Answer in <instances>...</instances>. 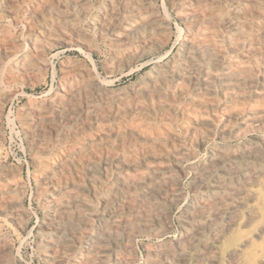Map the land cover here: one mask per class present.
Wrapping results in <instances>:
<instances>
[{
  "label": "rangeland",
  "instance_id": "obj_1",
  "mask_svg": "<svg viewBox=\"0 0 264 264\" xmlns=\"http://www.w3.org/2000/svg\"><path fill=\"white\" fill-rule=\"evenodd\" d=\"M5 1V2H4ZM16 1V0H15ZM26 1V2H25ZM28 1V2H27ZM33 2H30V0H17L14 2V0H0V240L4 239L3 241H0V261L4 264H16L18 261L23 260L25 264H57V261H55L54 256L56 249L53 250V247L50 246L49 240L50 238H55V225L61 224L70 226L71 223L74 221V234L69 237L71 248L67 254V259L65 258L60 264H72L73 260L76 258L83 257V254H86L87 246H88V236L89 233L94 232L96 233L101 227V222L103 219V209H104V200L109 196H117L116 197V208L118 209H125L126 211L125 216H127V220L123 219L118 223V227L116 226L113 229V235L117 237L115 243H110L111 245H107L108 253L106 256L101 259L98 264H120V261H123L124 259L127 261L126 264H146L150 260H155L159 258V252L157 249L159 247H169V249L175 248V241L178 238L180 234L183 232L192 234L195 229V224L193 221L188 217L186 213V209L192 206L197 205L199 202H202L203 197L202 192L196 188L195 186V177H194V167L203 163V161L209 159L211 156L218 154V150H221L223 148H243L251 139L257 136L264 135V129L263 127H252L247 125L243 126L242 120L247 115L250 109L256 108V106H264V98L259 96V91L262 89V86L264 85V0H222L224 3L220 1L221 7H226L230 9H239L242 13H240V18L238 15H233L231 18L232 20H236L242 24V31L240 33H234L235 31H232L230 28H228L227 23L225 21H218L215 22V26L213 32L215 33V38L218 40L219 46L223 43V45L220 46L221 52H223V61L221 62V65L217 69L216 72V78H210L209 80V88L211 89L210 92H207L203 88L202 80L204 78V74L202 71L198 70L195 73H190L187 68H176L174 70V73L176 71H180L182 73L181 79L179 80V83L182 84L184 87V94L182 96L174 95V92L172 91L174 88V85L170 82H153L155 79V76L158 75L157 68H155V58L159 59L161 64L166 65L169 62L172 61L174 57H178L182 54V48H183V41L186 37L189 35L188 32H192V35H195V40L197 42H204L205 39H207L208 35L207 32L211 30L210 27H212V24L209 25L211 22L210 19L213 17V14H210L212 12L211 3L213 0H51L49 2L48 0H31ZM44 3H43V2ZM48 1V2H47ZM59 1V2H58ZM65 1V4H64ZM72 2V4L69 3ZM109 1V3H108ZM113 3V6L117 8L118 14L111 15L109 14L108 8ZM128 1V2H126ZM134 1V4H133ZM175 4H174V2ZM187 1V2H186ZM191 3H190V2ZM194 1V2H193ZM227 1V2H226ZM243 1V2H242ZM41 2V3H40ZM67 2V4H66ZM79 2V3H78ZM88 2V3H87ZM143 3L142 4H140ZM146 2V3H145ZM177 2V3H176ZM197 2V3H196ZM206 2V3H205ZM238 2V3H237ZM241 2V3H240ZM42 5H39V4ZM56 3V4H55ZM59 3V5H58ZM82 3V4H81ZM90 3V4H89ZM105 3V6H104ZM117 3V4H116ZM120 3V4H118ZM126 3V4H125ZM129 3V4H127ZM165 3V4H164ZM169 3V4H168ZM171 3V4H170ZM173 3V4H172ZM181 3V4H180ZM188 3V4H187ZM196 3V4H195ZM234 3V4H233ZM7 4V5H6ZM18 4V6H17ZM35 4V5H34ZM55 4V5H52ZM87 6H86V5ZM108 4V5H107ZM150 4V5H149ZM153 4V5H151ZM157 6H156V5ZM186 4V5H185ZM191 4V5H190ZM193 4V5H192ZM195 4V5H194ZM202 4V6H201ZM204 4V5H203ZM210 4V6H209ZM225 4V5H224ZM227 4V5H226ZM240 4V5H239ZM249 4V5H248ZM256 4H259L261 8ZM29 5V7H28ZM71 5V6H70ZM82 5V6H81ZM118 5V6H117ZM128 5V6H127ZM130 5V7H129ZM135 5V6H134ZM137 5V6H136ZM145 5V8H143ZM147 5V6H146ZM166 7H164V6ZM173 5V6H172ZM198 5V6H197ZM206 5V6H205ZM208 5V6H207ZM244 5V6H242ZM248 5V6H247ZM6 6V8H5ZM9 6H11L9 8ZM42 6V7H41ZM67 6V7H66ZM84 6V7H83ZM89 6V7H88ZM99 6V7H97ZM120 6V7H119ZM151 8H149V7ZM163 6V7H162ZM171 6V7H170ZM184 6V7H183ZM188 6V7H187ZM190 6L192 8H190ZM228 6V7H227ZM233 8H231V7ZM240 8H239V7ZM250 6V7H249ZM23 7V8H21ZM33 7H36L38 9H34ZM54 7V8H53ZM83 7V8H82ZM99 9H97V8ZM103 7V8H102ZM128 7V8H127ZM132 7V8H131ZM137 7V8H136ZM140 7V8H138ZM177 7V8H176ZM248 7V9H247ZM256 7V8H255ZM5 8V9H4ZM8 8L11 10H8ZM17 8V9H16ZM31 8V9H30ZM50 8V9H49ZM52 8V9H51ZM89 8V9H86ZM94 8V9H93ZM101 8V9H100ZM149 8V9H148ZM187 8V10H186ZM198 8V9H197ZM204 8V10H203ZM210 8V9H209ZM242 8V9H241ZM3 11H2V10ZM7 9V10H6ZM22 9V10H21ZM29 9V10H28ZM34 9V10H32ZM42 9V10H41ZM62 9V10H61ZM71 9V11H70ZM85 9V10H84ZM107 9V10H105ZM119 9V10H118ZM139 9V10H138ZM156 11L155 13L158 14L160 17H165L167 19V25L165 28L161 29L158 27H152V24L149 22L150 18L152 16L151 10ZM166 9V10H165ZM175 9V10H174ZM179 9V10H178ZM195 9V10H194ZM201 9V10H200ZM252 9V10H251ZM257 9V10H255ZM259 9V10H258ZM263 9V10H262ZM5 10V11H4ZM17 10V11H16ZM44 10V11H43ZM46 10V11H45ZM60 10V11H59ZM66 10V11H65ZM68 10V11H67ZM101 10V11H100ZM129 12H128V11ZM132 10H137L132 11ZM141 10V12H140ZM149 10V11H147ZM163 10V11H162ZM170 10V11H169ZM174 10V12H173ZM178 10V12H177ZM192 10L194 12H192ZM199 10V11H198ZM21 13H20V12ZM26 11V15L25 12ZM94 11V12H93ZM97 13L99 14H96ZM107 11V12H106ZM123 11V12H122ZM181 11V12H180ZM187 11V12H186ZM189 11V12H188ZM202 15H197V14ZM247 11V12H246ZM256 11V12H255ZM262 11V12H261ZM11 12V14H10ZM17 12V13H15ZM34 12V13H33ZM39 12V13H38ZM49 12V13H48ZM80 12V13H79ZM88 12V14H87ZM125 12V13H124ZM140 12V13H139ZM143 12V14H142ZM146 12V13H145ZM176 12L178 14H176ZM250 12V15H249ZM253 12V13H251ZM42 13V14H41ZM86 13V14H85ZM94 16H93V14ZM122 13V14H120ZM127 13V15H126ZM132 13V14H131ZM135 13V14H134ZM136 13L138 14L136 16ZM149 13V15H148ZM166 15H164V14ZM182 13V14H181ZM192 13V14H191ZM247 13V14H246ZM263 13V14H262ZM40 14V15H39ZM62 14V15H61ZM76 14V15H75ZM102 14V15H101ZM130 14V15H129ZM208 14V15H207ZM210 14V15H209ZM246 14V15H245ZM256 14V15H255ZM44 17H43V16ZM55 15V16H54ZM92 17L90 18V16ZM111 15V16H110ZM118 15L120 18H118ZM123 15V16H122ZM142 15V17H141ZM144 15V16H143ZM164 15V16H163ZM168 15V16H167ZM177 15V16H176ZM184 15V16H183ZM193 15V16H191ZM206 15V16H205ZM212 15V16H211ZM261 15V16H260ZM21 16V17H19ZM30 16V17H29ZM34 16V17H33ZM48 16V17H47ZM128 16V17H127ZM137 18H135V17ZM170 16V17H169ZM189 16V17H188ZM195 16V17H194ZM211 16V17H207ZM243 16V18H242ZM246 16V17H245ZM249 16V17H248ZM251 16V17H250ZM253 16V17H252ZM51 17V19H50ZM69 17V18H68ZM95 17V18H94ZM97 17L99 19H97ZM104 17V18H103ZM106 17V19H105ZM129 18L126 21L130 22L132 25L126 26V29H129L124 31L125 26L119 25L120 19L122 18ZM146 17V18H145ZM172 17V18H171ZM175 17V18H174ZM183 17V18H182ZM192 17V18H190ZM194 17V18H193ZM201 17V18H200ZM204 20H203V18ZM207 17V18H206ZM246 20H245V18ZM13 22H12V19ZM43 18V19H42ZM46 18V20H45ZM61 20H59V19ZM83 18V19H82ZM109 18V19H107ZM171 18V19H170ZM174 18V19H173ZM250 18V19H249ZM256 18V19H255ZM259 18V19H258ZM263 18V19H262ZM16 19V20H15ZM19 19V21H18ZM53 19V21H52ZM57 19V20H56ZM75 19V20H74ZM81 19V21H80ZM94 19V20H92ZM96 19V20H95ZM111 19V20H110ZM118 21H117V20ZM134 21H133V20ZM145 19V20H144ZM149 19V20H148ZM181 19V20H180ZM185 19V21H184ZM194 19V21L192 20ZM244 19V20H243ZM15 20V21H14ZM21 20V21H20ZM30 20V21H29ZM39 20V21H38ZM45 20V21H44ZM83 20V21H82ZM87 20V21H86ZM104 20V21H103ZM108 20V22H107ZM142 20V21H140ZM198 20V21H197ZM203 21L201 23V21ZM240 20V21H239ZM243 20V21H242ZM256 20V21H255ZM259 21L258 25L256 23ZM23 21V22H22ZM25 21V22H24ZM29 21V22H28ZM49 21V22H48ZM52 21V22H51ZM56 21V22H55ZM62 21V22H61ZM91 21V22H90ZM106 21V22H105ZM110 21V22H109ZM116 21V22H115ZM139 21V22H138ZM144 21V23H143ZM148 21V24H146ZM192 21V22H191ZM197 21V23H196ZM248 24H246L247 22ZM7 22V23H6ZM35 22V23H34ZM94 22V23H93ZM97 22V23H96ZM103 22V23H102ZM113 22V23H112ZM135 22V23H133ZM146 22V23H145ZM184 22V23H183ZM194 22V23H193ZM206 22V23H205ZM221 22V24H220ZM222 22L224 24H222ZM261 22V23H260ZM6 23V24H5ZM13 23V24H12ZM17 23V25H16ZM25 23V24H24ZM30 23V24H29ZM44 23V24H43ZM84 23V24H83ZM100 23V24H99ZM106 23V24H105ZM182 23V24H181ZM186 23V26H185ZM193 25H192V24ZM39 24V25H38ZM87 24V25H86ZM95 24V25H94ZM110 24V25H109ZM184 24V25H183ZM187 24H190L187 26ZM196 24V25H195ZM200 24V25H199ZM203 24V25H202ZM206 24V25H205ZM209 26H208V25ZM261 24V25H260ZM3 25V26H2ZM13 25V26H12ZM29 25V26H28ZM36 25V26H35ZM50 27H48V26ZM64 25V26H63ZM67 25V26H66ZM69 25H71V29L69 28ZM79 25V26H78ZM86 25V26H85ZM115 25V26H114ZM117 25V26H116ZM136 25V26H135ZM139 25V26H137ZM180 25V26H179ZM5 26V28H3ZM15 26V27H14ZM26 26V27H23ZM35 26V27H34ZM53 26V29H52ZM109 26V27H108ZM135 26V27H134ZM145 26V27H142ZM182 26V29H181ZM193 26V27H192ZM221 26H223V31ZM226 26V27H225ZM254 26V27H253ZM12 27V28H11ZM19 27V28H18ZM30 27V29H29ZM40 27V29H39ZM55 27V29H54ZM64 27V28H63ZM75 27V28H74ZM80 27V28H79ZM88 27V28H87ZM105 27V28H104ZM118 27V28H117ZM131 27V28H130ZM137 27V28H136ZM140 27V28H138ZM167 27V28H166ZM186 27V28H185ZM196 27V28H195ZM202 27V28H201ZM210 29H209V28ZM9 28V29H8ZM32 28V29H31ZM59 28V29H58ZM79 28V29H78ZM82 28V29H81ZM87 28V29H86ZM96 31H95V29ZM104 28V29H103ZM117 28V29H116ZM170 28V29H169ZM175 28V29H174ZM177 28V31H176ZM195 28V29H194ZM198 28V29H197ZM228 28V29H227ZM252 28V29H251ZM258 28V30H257ZM63 29V30H62ZM67 29V30H65ZM73 29V30H72ZM132 29V30H131ZM135 29V30H134ZM154 29V30H153ZM189 29V30H188ZM206 29V30H205ZM217 29V30H216ZM226 33H225V30ZM246 29V30H245ZM254 29V30H253ZM261 29V30H260ZM27 30V31H26ZM85 30V31H84ZM94 30V31H93ZM112 30V31H111ZM123 30V31H122ZM145 30V32H144ZM147 30V31H146ZM153 30V31H152ZM157 30V31H156ZM160 30L162 32H160ZM165 30V33L164 31ZM168 30V31H167ZM179 30V31H178ZM187 30V31H186ZM196 30V31H195ZM198 30V32H197ZM200 30V31H199ZM205 30V32H204ZM221 30V32H219ZM249 30V31H247ZM13 31V32H12ZM25 31V32H24ZM31 31V32H30ZM38 31V32H37ZM40 31V32H39ZM118 33H117V32ZM135 31V32H133ZM151 31L154 33L150 34ZM167 31V32H166ZM247 31V32H246ZM11 32V33H10ZM21 32V33H19ZM23 32V34H22ZM46 32V33H45ZM60 32V33H59ZM63 32V34L61 33ZM66 32V33H65ZM108 32V33H107ZM120 32V33H119ZM123 32V33H122ZM146 34H143V33ZM150 32V33H149ZM160 32V34H159ZM185 34H184V33ZM229 32V33H228ZM15 33V34H14ZM33 33V34H32ZM51 33L54 35H51ZM71 33V34H69ZM77 33V34H76ZM88 33H90L88 35ZM100 33V34H99ZM116 33V34H115ZM125 33V34H124ZM142 33V34H141ZM156 33V34H155ZM162 33V34H161ZM167 33L169 35H167ZM173 33V34H172ZM203 33V34H201ZM206 33V34H205ZM251 33H254L253 35ZM259 33V34H257ZM261 33V34H260ZM22 34V35H21ZM26 34V38H25ZM28 34V35H27ZM31 34V35H30ZM110 36H109V35ZM131 36H130V35ZM134 34V36L132 35ZM140 34V35H139ZM148 34V35H147ZM166 34V35H165ZM205 34V35H204ZM230 34V35H229ZM232 34V35H231ZM240 34V35H239ZM248 34V35H247ZM257 34V36H256ZM6 37V40L5 37ZM14 35H20V39L18 36L16 38ZM30 35V38H29ZM39 35V36H38ZM41 35V36H40ZM49 37H48V36ZM81 35V36H80ZM90 35L93 37H90ZM97 35V36H96ZM101 35V36H100ZM124 35V36H123ZM145 35V36H144ZM154 35V36H153ZM217 35V36H216ZM222 35V36H221ZM225 35L226 38H225ZM251 35V36H249ZM43 36V37H42ZM52 36V37H51ZM57 36V37H56ZM60 36V37H59ZM64 38H62V37ZM71 36V37H70ZM74 36V37H73ZM80 36V38L78 37ZM84 36V37H83ZM86 36V37H85ZM100 36V37H98ZM123 36V37H122ZM133 38H130L132 37ZM137 36V37H135ZM143 36V37H142ZM149 36V37H148ZM197 36V37H196ZM224 36V37H223ZM229 36V37H228ZM233 36V37H232ZM248 36V37H246ZM256 36V37H255ZM263 36V37H262ZM13 39H12V38ZM56 37V38H53ZM83 39H82V38ZM90 37V38H89ZM107 37V39H106ZM110 37V38H109ZM157 37V38H156ZM184 37V38H183ZM219 37V39H217ZM250 37V39H249ZM22 38V39H21ZM28 38V39H27ZM32 38V39H31ZM38 38V39H37ZM50 38V39H49ZM54 40H53V39ZM66 38L67 39L66 42ZM74 38V39H73ZM116 41H115V39ZM122 38V39H121ZM142 38V39H141ZM145 40H144V39ZM148 40H147V39ZM156 38V39H155ZM159 38V39H158ZM205 38V39H204ZM221 38V40H220ZM242 38V39H241ZM259 38V40H258ZM12 39V40H10ZM15 39V40H14ZM19 39V40H18ZM30 39V40H29ZM42 41H41V40ZM59 39V40H57ZM63 39V40H62ZM96 39V40H95ZM99 39V40H98ZM109 39V40H108ZM113 39V40H112ZM119 39V40H118ZM131 39V40H130ZM153 39V40H152ZM158 39V40H157ZM232 39V40H231ZM241 39V40H240ZM246 39V41H245ZM255 39V40H254ZM9 40V41H7ZM14 40V41H13ZM35 40V41H34ZM69 40V41H68ZM71 40V44H70ZM74 40V41H73ZM79 40V42H78ZM92 40V41H91ZM109 42H107V41ZM118 40V41H117ZM122 40V41H121ZM144 40V41H143ZM162 40V41H160ZM225 40V42H224ZM229 42L227 43L226 42ZM236 40V41H235ZM239 40V41H238ZM253 40V41H252ZM263 40V42H262ZM12 41V42H11ZM38 41V42H37ZM51 43H49V42ZM58 41V42H57ZM60 41V42H59ZM95 41V42H93ZM105 41V42H104ZM124 41L126 43H124ZM131 41V42H130ZM146 41V42H145ZM153 43H152V42ZM156 41V42H155ZM160 41V42H159ZM249 41V42H248ZM252 41V43H251ZM258 41V42H256ZM5 42V43H4ZM18 44H16V43ZM24 44H23V43ZM42 42V44H41ZM55 42V43H54ZM92 42V43H91ZM137 42V43H136ZM148 42V43H147ZM159 44L161 45H158ZM181 42V43H180ZM222 42V43H221ZM235 42V43H234ZM248 42V43H246ZM262 42V44L260 43ZM5 45H4V44ZM45 43V44H44ZM61 43V44H59ZM96 43V44H95ZM119 43V44H118ZM135 43V44H133ZM140 43V44H139ZM156 43V44H155ZM246 43V44H245ZM257 43V44H256ZM11 44V45H10ZM13 44V45H12ZM35 44V45H34ZM38 44V45H37ZM108 44V45H107ZM118 44V45H117ZM123 44V46H122ZM126 44V45H125ZM149 44V45H148ZM180 44V45H179ZM230 44V45H228ZM234 44V46L232 45ZM256 44V45H255ZM261 44L262 46H260ZM23 45V46H22ZM48 45V46H47ZM78 45V46H76ZM91 45V48H90ZM115 45V46H114ZM130 45V46H129ZM142 45V46H141ZM228 47H226V46ZM252 45V46H249ZM11 47V49H9ZM15 46V47H14ZM17 46V47H16ZM33 46V47H32ZM35 46V47H34ZM39 46V47H38ZM47 46V48H46ZM81 46V47H80ZM94 46V47H93ZM112 49H110V47ZM117 46V47H116ZM122 48H120V47ZM127 46V48H126ZM140 46V47H139ZM151 46L153 48H151ZM155 46V47H154ZM158 46V47H156ZM230 46V47H229ZM232 46V47H231ZM242 46V48H241ZM7 49H6V48ZM9 47V48H8ZM20 49H19V48ZM37 47V48H36ZM70 47V48H69ZM80 47V48H78ZM88 47V48H86ZM96 47V48H95ZM114 47V49H113ZM116 47V48H115ZM120 49H119V48ZM130 47V48H129ZM132 47V48H131ZM222 47L224 49H222ZM238 47V48H237ZM249 47H251L249 49ZM262 47V48H259ZM17 48V50H16ZM24 48V49H23ZM50 48V49H49ZM90 48V49H89ZM118 48V49H117ZM143 48V49H142ZM179 48V49H178ZM181 48V49H180ZM241 48V49H240ZM259 48V49H258ZM48 49V50H47ZM56 49V50H55ZM85 49V50H84ZM98 49V50H97ZM124 49V50H123ZM135 49V50H134ZM149 49V50H148ZM178 49V50H177ZM230 49V50H229ZM235 49V50H234ZM239 49V50H237ZM257 49V51H256ZM263 49V50H261ZM14 50V51H13ZM29 50V51H28ZM54 50V51H53ZM110 50V51H109ZM114 50V51H113ZM123 50V52H122ZM140 50V51H139ZM146 50V51H145ZM160 50V51H159ZM166 50V51H165ZM177 50V51H176ZM180 50V51H179ZM228 50V51H225ZM243 50V51H242ZM259 50V53H258ZM2 51V52H1ZM4 51V52H3ZM17 51V52H15ZM20 51V53L18 52ZM39 51V52H38ZM125 51V52H124ZM144 51V52H142ZM153 51V52H152ZM237 51V52H236ZM239 51V52H238ZM248 51V52H247ZM250 51H254L251 53ZM262 53H261V52ZM6 52V53H5ZM9 52V53H7ZM13 52V53H12ZM27 54H26V53ZM30 52V54L28 53ZM115 52V53H114ZM176 52V53H175ZM227 52V53H226ZM234 52V53H233ZM245 54H244V53ZM4 53V54H3ZM25 53V54H24ZM38 53V54H37ZM40 53V54H39ZM46 53V54H45ZM112 53V54H111ZM123 53V54H121ZM140 53L138 57L132 59L127 58L131 54ZM144 53V54H143ZM231 53V54H230ZM249 53V54H248ZM256 55H255V54ZM15 54V55H14ZM45 54V55H44ZM87 54V56H85ZM116 54V55H115ZM125 54V55H124ZM143 54V55H142ZM175 54V55H174ZM179 54V55H178ZM227 56H226V55ZM235 54V55H234ZM22 55V56H21ZM32 55V56H31ZM36 55L38 57H36ZM89 55V56H88ZM113 55V56H112ZM153 55V56H152ZM160 55V56H159ZM173 55V56H172ZM231 55V56H230ZM253 55V56H252ZM122 56V57H120ZM171 56V57H170ZM234 56V57H233ZM251 56V57H250ZM261 56V58H260ZM5 57V58H4ZM26 57V58H25ZM30 57V58H29ZM36 57V58H35ZM47 57V58H45ZM170 59H169V58ZM253 57V58H252ZM259 57V58H258ZM17 58V59H15ZM49 58V59H48ZM91 58V59H90ZM117 58V59H116ZM227 60H226V59ZM229 58V59H228ZM245 58V59H243ZM5 59V60H4ZM15 59V60H14ZM30 61L28 62L27 60ZM35 59V60H34ZM37 59V60H36ZM42 59V60H41ZM90 59V60H89ZM124 59V60H123ZM140 59V60H139ZM150 59V60H148ZM165 59V60H164ZM242 59V60H241ZM247 59V60H246ZM258 59V60H257ZM8 62H7V61ZM22 60V61H21ZM52 60V61H51ZM77 60V61H76ZM117 60V61H115ZM121 60V61H120ZM131 60H134L131 61ZM234 60L236 62L239 61L243 65V62L245 64L249 65L248 74H249V80L248 83H244L242 85L236 86L235 84H232L230 80H227V88L226 84H223L222 77L225 75L227 70L228 63ZM254 60V61H252ZM256 60V61H255ZM261 60V61H259ZM263 60V61H262ZM6 61V62H5ZM37 61V62H36ZM64 61V62H63ZM84 61V62H83ZM108 61V62H107ZM166 61V62H165ZM227 61V62H226ZM247 61V62H246ZM259 61V62H258ZM15 62V64H14ZM33 62V63H32ZM36 62V63H34ZM78 62V63H77ZM111 62V63H110ZM116 64H115V63ZM128 62V63H127ZM250 62V63H248ZM263 62V63H261ZM7 63V64H6ZM10 63V64H9ZM45 63V64H44ZM62 63V64H61ZM77 63V64H76ZM80 63V64H79ZM83 63V64H81ZM114 63V64H113ZM119 63V64H118ZM153 63V64H152ZM166 63V64H165ZM256 63V64H255ZM258 63V64H257ZM261 63V64H260ZM5 64V65H3ZM51 64V65H50ZM68 64V65H67ZM114 66H113V65ZM122 64V65H121ZM129 65L127 67V65ZM151 64V65H149ZM241 64H238L240 67ZM13 65V66H12ZM24 65V66H22ZM43 65V66H42ZM70 65V66H69ZM80 65V68H77ZM84 67H83V66ZM113 67H112V66ZM124 65V66H123ZM132 67H131V66ZM137 65V66H135ZM143 67H142V66ZM186 65V63H185ZM263 65V66H262ZM36 66V67H35ZM64 66V67H62ZM73 66V67H72ZM82 66V67H81ZM89 69H88V67ZM253 66V68L251 67ZM255 66V67H254ZM256 66H260V70L258 68L256 69ZM19 67V68H18ZM46 67V68H45ZM72 67V68H71ZM112 67V68H109ZM123 67V68H122ZM155 69H154V68ZM235 67V68H237ZM263 67V68H262ZM131 68V69H130ZM139 68V69H138ZM224 68V69H223ZM28 69V70H27ZM80 69V70H79ZM82 69V70H81ZM87 69V70H86ZM115 69V70H113ZM130 69V70H129ZM4 70V71H3ZM20 70V71H19ZM40 70V71H39ZM46 70V71H45ZM59 70V71H58ZM69 70V71H68ZM71 70V71H70ZM77 70V71H76ZM79 70V71H78ZM86 70V71H85ZM149 70H151L149 72ZM221 70V71H220ZM257 70V71H256ZM263 70V72H262ZM67 71V72H66ZM74 71V72H73ZM110 71V72H109ZM117 71V72H116ZM126 71V72H125ZM129 71V72H128ZM155 71V72H153ZM184 71V72H183ZM186 71V72H185ZM219 71V72H218ZM10 72V75H9ZM21 72V73H20ZM32 72V73H31ZM73 72V74L71 73ZM78 74H77V73ZM86 72V73H85ZM91 74H90V73ZM128 72V73H127ZM157 72V73H156ZM176 72L175 74H177ZM199 72V73H198ZM258 72V74L256 73ZM6 73V74H5ZM27 73V74H26ZM42 73V74H41ZM68 73V74H67ZM82 73V74H81ZM112 73V74H111ZM125 73V74H124ZM190 73V74H189ZM61 74V75H60ZM81 74V76H80ZM95 76H93V75ZM151 74V75H150ZM155 74V75H154ZM188 74V75H187ZM196 74V75H195ZM220 74V75H219ZM255 74V76H254ZM16 75V76H15ZM63 75V76H62ZM70 75V76H69ZM76 75V76H75ZM85 75V76H84ZM145 75V77H144ZM185 75V76H184ZM191 75V77H190ZM193 75V76H192ZM200 75V76H199ZM253 75V76H252ZM3 76V79H2ZM7 76V77H6ZM10 76V77H9ZM12 76V77H11ZM32 76V78H31ZM35 76V77H33ZM60 76V77H59ZM64 78H62V77ZM73 76V77H71ZM76 79H75V77ZM90 76V81L89 80ZM116 76V77H115ZM153 76V77H152ZM258 78H257V77ZM22 77V78H21ZM80 77V78H79ZM104 77V78H103ZM142 77V78H141ZM192 78L189 80V78ZM197 79H196V78ZM199 77V79H198ZM36 78V79H34ZM38 78V79H37ZM61 78V79H60ZM83 78V79H81ZM101 78L105 81V90L104 91H97L93 89V85L91 84L92 79ZM121 78V79H120ZM146 80H145V79ZM195 78V79H194ZM263 78V79H261ZM19 79V80H18ZM32 79V80H31ZM60 79V80H59ZM110 79V80H109ZM143 79V80H141ZM221 79V80H220ZM258 79V80H257ZM261 79V80H260ZM22 80V81H21ZM72 80V81H71ZM81 80V81H80ZM108 80V81H107ZM141 80V81H140ZM153 80V81H152ZM197 80V81H196ZM200 80V81H199ZM219 80V81H218ZM252 80L254 82H252ZM4 81V82H3ZM25 81V82H24ZM29 81V82H28ZM33 81V82H31ZM37 81V83H36ZM84 81V83H83ZM87 81V84H86ZM107 81V82H106ZM140 81V82H138ZM150 81V82H149ZM194 81V83H193ZM211 81V82H210ZM230 81V82H229ZM257 81V82H256ZM22 82V83H21ZM60 82V83H59ZM63 82V85H61ZM65 82V83H64ZM75 82V83H74ZM135 82V83H133ZM148 82V83H147ZM188 82V83H187ZM191 82V83H190ZM213 82V83H212ZM219 82V84H217ZM252 82V84H251ZM259 82V83H258ZM6 83L7 85H3ZM14 83V84H13ZM16 83V84H15ZM20 83V84H19ZM79 83V84H78ZM81 83V84H80ZM90 83V84H89ZM108 83V84H107ZM150 83V84H149ZM152 83V84H151ZM187 83V84H185ZM196 83V84H195ZM222 83V84H221ZM257 83V84H256ZM27 84V85H26ZM70 84V85H69ZM75 84V85H74ZM85 84V85H84ZM138 84V85H136ZM149 84V85H148ZM155 84V85H154ZM169 84V86H168ZM193 87H191L190 85ZM195 84V85H194ZM221 84V85H220ZM74 85V86H73ZM141 85V86H140ZM159 85V86H158ZM190 86L191 88H186ZM198 85V86H197ZM200 85V86H199ZM229 85V86H228ZM247 86L248 89L244 86ZM257 85V86H256ZM18 86V89H17ZM63 86V87H62ZM88 86V87H87ZM131 86V87H130ZM136 86L139 87H147L150 92L149 94L145 93L144 91H138L139 89L135 88ZM166 86V87H165ZM168 86V87H167ZM172 86V87H171ZM197 86V87H196ZM5 87V88H4ZM12 87V88H11ZM16 87V88H15ZM69 87V88H68ZM74 87V88H73ZM78 87V88H75ZM85 87V88H84ZM92 87V88H91ZM121 87V88H120ZM152 87V88H151ZM256 87V88H255ZM58 88L60 89L59 91ZM72 88V89H71ZM84 88V89H83ZM112 88V89H111ZM131 88V89H130ZM173 88V89H172ZM195 88V89H194ZM218 88V89H217ZM221 88V89H220ZM231 88V90H230ZM240 89L236 91L237 89ZM254 88V89H253ZM11 89V90H10ZM82 89V90H81ZM93 89V92H91ZM125 89V90H124ZM128 89V90H127ZM134 89V90H133ZM200 89V90H199ZM253 89V91L251 90ZM72 90V91H71ZM77 90V92H76ZM79 90V91H78ZM96 92H95V91ZM158 90V91H157ZM167 90V92H166ZM198 90V91H197ZM217 90V91H216ZM221 92H220V91ZM227 90V95L226 92ZM256 90V91H255ZM62 91V92H61ZM86 91V92H85ZM112 91L114 94H112ZM130 91V92H129ZM136 91V94H134ZM154 93H153V92ZM223 91V93H222ZM232 91V94L231 92ZM252 91V92H251ZM4 92V93H3ZM11 92V93H10ZM68 92V93H66ZM74 92V94L72 93ZM101 92V93H99ZM103 92H106L105 94ZM111 92V93H110ZM128 92V93H127ZM162 94H161V93ZM166 92V93H165ZM191 92V94H190ZM218 92V93H217ZM258 92V93H257ZM61 93V94H60ZM72 93V94H71ZM76 93V94H75ZM83 93V94H81ZM93 93V94H92ZM110 93V94H109ZM119 93V94H118ZM125 94L123 96L122 95ZM153 93V94H152ZM156 93V94H155ZM220 93V95H219ZM241 93V94H240ZM250 93V95H249ZM256 93V94H254ZM13 94V95H12ZM55 94V95H53ZM82 98V100L86 101L82 103L83 101L79 98ZM92 94V95H91ZM104 94V95H103ZM109 94V95H108ZM113 95V97L111 96ZM132 96H130V95ZM157 94H161L157 95ZM170 94V95H168ZM206 94V96H204ZM215 94V95H213ZM224 94V95H223ZM248 94V95H247ZM76 95V96H72ZM83 95V96H82ZM134 95V96H133ZM139 97L142 99L138 98ZM156 95V96H155ZM164 95V96H163ZM197 95V97H196ZM199 95V96H198ZM204 97H203V96ZM212 95V97H211ZM217 95V96H216ZM232 95V96H231ZM239 95V96H238ZM247 95V96H246ZM258 95V96H257ZM56 96H65V99L68 102V107L64 108V111L67 109L69 113V116L63 117L62 114L59 112V110L55 107H51L48 104V100L56 97ZM104 96V97H103ZM119 98H118V97ZM130 96V98H129ZM137 96V98H135ZM143 96V97H142ZM150 98H149V97ZM163 96V97H162ZM167 96V97H166ZM185 96V97H184ZM187 96V97H186ZM208 96V97H207ZM224 98H222V97ZM235 96V97H234ZM251 96V98L249 97ZM257 96V97H256ZM4 97V98H3ZM36 97V98H35ZM73 99H72V98ZM93 97V98H92ZM124 97V98H123ZM132 97V98H131ZM148 97V99H147ZM154 97V98H153ZM166 97V99H165ZM169 97V98H168ZM179 97V98H178ZM182 97V98H181ZM191 97V99H190ZM201 97V98H200ZM233 97V99H232ZM248 97V98H246ZM256 97V98H255ZM42 98V99H41ZM116 98V99H115ZM135 100H134V99ZM155 99V101L153 99ZM172 98V99H170ZM217 98V99H216ZM221 98V99H219ZM232 100H231V99ZM246 98V99H244ZM259 98V99H258ZM45 99V100H44ZM95 99V101H94ZM110 99V100H109ZM112 99V100H111ZM134 101H133V100ZM138 99V100H137ZM150 99V100H149ZM162 99V100H161ZM168 99V100H167ZM176 101H173L175 100ZM182 99V100H181ZM186 101H185V100ZM200 99L199 104L196 102V100ZM219 99V100H218ZM239 99V100H236ZM241 99V100H240ZM75 100V101H73ZM93 101L90 102L89 101ZM106 102H103L105 101ZM122 100V101H121ZM126 100V102H125ZM130 100V101H129ZM158 100V101H156ZM170 100V101H169ZM189 100V101H188ZM195 100V101H194ZM244 100V101H243ZM33 101V102H32ZM79 101V102H78ZM82 101V102H81ZM88 101V102H87ZM118 101V102H117ZM121 101V102H120ZM129 101V102H128ZM149 101V102H148ZM174 103H173V102ZM180 101V103L178 102ZM184 101V102H183ZM207 101V102H206ZM211 101L213 103H211ZM218 103H217V102ZM236 101V103H233ZM238 101V103H237ZM240 101V102H239ZM254 103H253V102ZM257 103H256V102ZM37 104H36V103ZM72 102V103H71ZM117 102V103H116ZM141 104H139V103ZM152 102V103H151ZM158 102V103H157ZM161 104H160V103ZM166 102V103H165ZM178 102V103H176ZM203 102V103H201ZM216 102V103H214ZM230 104H229V103ZM29 103V105H28ZM34 103V104H32ZM75 103L77 105H75ZM80 103V104H79ZM82 103V104H81ZM88 103V104H86ZM98 103V104H97ZM109 103V104H108ZM130 103V104H125ZM148 103V104H147ZM185 103V104H183ZM190 103V104H187ZM226 103V104H225ZM248 103V104H247ZM253 103V104H251ZM25 104V105H24ZM39 104V105H38ZM42 104V105H40ZM47 106H46V105ZM84 104V105H83ZM100 104V105H99ZM116 104V105H114ZM121 104V106L119 105ZM123 104V105H122ZM139 104V105H138ZM150 104V105H149ZM154 104V105H153ZM223 104V105H222ZM251 104V105H250ZM256 104V105H255ZM92 105V106H91ZM99 105V106H98ZM101 105H103L101 107ZM105 105V106H104ZM108 105V106H107ZM112 107H111V106ZM130 105V106H129ZM134 105V106H133ZM136 105V106H135ZM156 105V107H155ZM161 105V107H160ZM169 105V106H168ZM172 105V106H171ZM182 105V106H181ZM194 108H192V106ZM208 105V106H207ZM214 105V106H213ZM219 105V106H218ZM224 105L226 107H224ZM228 105V106H227ZM231 105V106H230ZM235 105V106H234ZM237 105V106H236ZM239 105V106H238ZM243 105V106H242ZM245 105V106H244ZM32 106V107H31ZM38 106V107H37ZM70 106V107H69ZM74 108H73V107ZM82 106V108H81ZM123 106V108H122ZM137 106L139 109H137ZM144 106V107H143ZM165 106V107H164ZM179 106V107H178ZM205 106V108H204ZM218 106V107H217ZM230 106V107H229ZM234 108H233V107ZM248 106V107H246ZM252 106V107H251ZM4 107V108H3ZM21 107V108H20ZM23 107V108H22ZM43 107V108H42ZM87 107V108H86ZM97 107V108H96ZM114 107V108H113ZM120 107V108H119ZM129 107V108H128ZM132 107V108H130ZM154 109H150V108ZM171 107V108H170ZM173 107V108H172ZM181 107V108H180ZM197 107V108H196ZM223 107V108H222ZM237 107H239V110H237ZM37 108V110L35 109ZM41 108V109H40ZM55 110H53V109ZM79 108V109H77ZM96 108V109H95ZM99 108V109H98ZM106 108V109H105ZM156 108V109H155ZM167 108V109H166ZM179 108V109H178ZM189 108L190 109L189 111ZM201 108V109H200ZM209 108V109H208ZM225 108V110H224ZM233 108V109H232ZM247 111H245L244 109ZM248 108V109H247ZM2 109V110H1ZM24 109V110H23ZM85 109V110H84ZM95 109V110H94ZM98 109V111H97ZM105 109V110H103ZM112 109V110H110ZM136 109V110H135ZM145 109V111H144ZM162 109V110H161ZM168 109H170L168 111ZM175 109V110H174ZM181 109V110H180ZM205 109V110H204ZM211 109V110H210ZM214 109V111H212ZM219 109H222L224 111H221ZM228 109V110H227ZM21 110V111H19ZM34 110V111H33ZM45 110V111H42ZM49 110V111H48ZM52 110V111H51ZM100 110V111H99ZM114 110V111H113ZM121 110V111H120ZM134 110V111H133ZM148 110V111H146ZM156 110V111H155ZM179 112H178V111ZM183 110V111H182ZM195 110V111H194ZM197 110V111H196ZM202 110V111H201ZM208 110V111H207ZM231 110H237V112H240L239 117L233 119H229L226 115ZM32 111V113H31ZM42 111V112H41ZM57 111V113H56ZM86 111V112H85ZM113 111V112H112ZM117 111V112H116ZM119 111V112H118ZM124 111V112H123ZM129 111V113H128ZM141 111V112H139ZM151 111V112H149ZM157 112V113H154ZM164 111V112H163ZM174 111V112H173ZM186 111V112H185ZM188 111V112H187ZM200 111V114H199ZM217 111V113L215 112ZM44 112V114H43ZM76 112V113H75ZM96 112V114H95ZM103 112V113H102ZM115 112V113H114ZM121 112V115H120ZM130 112H132L130 114ZM144 112V113H142ZM146 112V113H145ZM163 112V115H162ZM184 112V113H183ZM192 114H191V113ZM201 112H204L201 113ZM210 112V113H209ZM243 112V113H242ZM245 112V113H244ZM48 113V114H47ZM53 113V114H52ZM88 113V114H86ZM93 113V114H92ZM99 113V114H97ZM101 113V115H100ZM108 115H107V114ZM112 113V114H111ZM119 113V114H116ZM124 113V114H122ZM127 113V114H126ZM135 113L137 114V117H135ZM154 115H150V114ZM174 115L172 116L171 115ZM178 113V114H177ZM187 113V114H186ZM198 113V115L196 114ZM225 113V114H224ZM9 114V115H8ZM18 114V115H17ZM29 114V115H27ZM60 114V115H59ZM111 114V115H110ZM133 114V115H132ZM139 114V115H138ZM147 114V115H145ZM157 114V115H156ZM161 116H158L160 115ZM203 114V115H202ZM222 114V115H221ZM224 114V115H223ZM32 117H31V116ZM38 118H37V116ZM41 115V116H40ZM52 115V116H50ZM90 115V116H89ZM99 115V117L95 116ZM126 115V116H125ZM150 117H149V116ZM166 117H165V116ZM194 117H193V116ZM197 115V116H195ZM217 115V116H215ZM242 115V116H241ZM245 115V116H244ZM5 116V117H4ZM20 116V117H19ZM26 116V117H24ZM47 116V117H46ZM59 116V117H58ZM75 116V117H74ZM95 116V117H94ZM107 116L110 118H107ZM111 116L113 118H111ZM121 116V117H120ZM145 116V118H144ZM156 118H152V117ZM179 116V117H178ZM188 116V117H187ZM210 116V117H207ZM221 118H218V117ZM8 117V118H7ZM46 117V118H45ZM49 117V118H48ZM63 117V119H62ZM79 117V118H78ZM83 117L85 120L83 121ZM92 117V118H91ZM106 117V118H105ZM116 119H115V118ZM124 117V118H123ZM141 117V119H140ZM165 117V118H164ZM170 117V118H169ZM175 120H174V118ZM185 117V118H183ZM204 118L210 121L209 124H201L198 120L199 118ZM95 120H94V119ZM120 118V119H118ZM129 118V119H127ZM130 118H134L133 120ZM147 118V119H146ZM164 118V119H163ZM173 118V119H172ZM188 118V119H186ZM191 118V119H189ZM195 118V119H194ZM200 118V119H201ZM215 118V119H214ZM226 120H224V119ZM242 118V119H240ZM13 119V121H12ZM43 119V120H42ZM46 119V120H45ZM73 119L75 121H73ZM77 119V120H76ZM89 119V120H88ZM93 119V120H92ZM99 119V120H98ZM106 119V120H104ZM115 119V120H114ZM118 119V121H116ZM122 119V120H121ZM162 119V120H160ZM171 119V120H170ZM193 119V120H192ZM237 119V120H236ZM41 120V121H40ZM52 120V121H51ZM57 120V121H56ZM60 120V121H59ZM64 120V121H63ZM72 122H70V121ZM80 120V121H79ZM98 120V121H97ZM102 120V121H101ZM108 120V121H107ZM113 120V122L110 121ZM121 120V121H120ZM128 120V121H127ZM132 120V122H131ZM137 120V121H136ZM147 120V122H146ZM150 120V122H148ZM166 120V121H165ZM187 120V122L185 121ZM217 120V121H214ZM222 122L224 123H221ZM26 121V122H25ZM28 121V122H27ZM31 121V123H30ZM36 121V122H35ZM38 121V122H37ZM50 121V122H49ZM59 121V122H58ZM77 123H74L76 122ZM90 121V122H89ZM94 121V122H93ZM100 121V122H99ZM106 124H105V122ZM123 121V122H122ZM130 121V122H129ZM136 121V122H135ZM153 121V122H152ZM157 121V122H156ZM173 121V122H172ZM175 121V122H174ZM228 121V122H227ZM239 121V122H238ZM10 122V123H9ZM12 122V123H11ZM104 122V123H103ZM117 122V123H116ZM125 122V123H124ZM127 122V123H126ZM166 122V123H165ZM171 122V123H169ZM181 124H179V123ZM186 124H185V123ZM194 122V123H193ZM230 122V123H229ZM237 122V123H236ZM15 123V124H14ZM24 123V124H23ZM27 123V124H26ZM37 123V124H36ZM61 123V124H60ZM69 123V124H68ZM72 123V124H71ZM79 123V124H78ZM81 123V124H80ZM85 123H89L87 126L84 125ZM95 123V125H94ZM108 123V125H107ZM116 123V124H115ZM133 123V124H132ZM149 123V124H146ZM161 123V124H160ZM169 123V124H168ZM175 123V124H173ZM198 123H200L198 125ZM214 123V124H213ZM219 123V125H218ZM23 124V125H22ZM40 124V125H39ZM46 124V125H45ZM48 124V125H47ZM60 124V125H59ZM66 124V125H65ZM75 124V125H74ZM78 124V125H77ZM99 124V125H98ZM123 124L121 127L118 125ZM126 124V125H125ZM135 124V125H134ZM138 124V125H136ZM143 124V125H142ZM159 126V127H157ZM169 128H168V126ZM232 127H230L231 125ZM235 124V125H234ZM30 125V126H29ZM35 125V126H34ZM43 125L44 128L42 127ZM56 125V126H55ZM58 125V126H57ZM150 125V126H148ZM204 125V126H203ZM9 126V127H8ZM27 126V127H26ZM47 126V127H46ZM63 126V127H62ZM72 126V128L70 127ZM76 126V127H75ZM78 126V127H77ZM86 126V127H85ZM92 126V127H91ZM93 126H95L93 128ZM98 126V127H96ZM109 126V127H108ZM117 126H119L117 128ZM126 128H125V127ZM165 127V128H162ZM172 126L174 128H172ZM180 126V127H178ZM202 126V127H201ZM224 126V127H223ZM240 126V128H239ZM25 127V128H24ZM46 127V129H45ZM58 127V128H57ZM59 127H62L61 129ZM65 127V128H64ZM74 127V128H73ZM113 127V128H112ZM130 127V128H129ZM136 127H138L136 129ZM143 127L145 129H143ZM161 127V128H160ZM178 127V128H177ZM184 127V128H182ZM196 127V128H195ZM199 127V128H198ZM210 127V129L208 128ZM235 127V128H234ZM33 128V129H32ZM43 128V129H42ZM51 128V130H50ZM54 128V130H53ZM71 130H70V129ZM83 128V129H82ZM88 128V129H87ZM91 128V129H90ZM111 128V130H110ZM124 128V129H123ZM135 128V129H134ZM141 128V130L139 129ZM167 128V129H166ZM191 130H190V129ZM194 128V129H193ZM214 128V129H213ZM221 128V129H220ZM244 128V129H243ZM249 128V129H248ZM254 128V130H253ZM14 129V131H12ZM22 129V130H21ZM49 129V130H48ZM56 129V130H55ZM59 129V133L57 132ZM78 129V130H77ZM81 129V131H80ZM84 129L86 131H84ZM93 129V130H92ZM102 129V130H101ZM113 129V130H112ZM148 129V130H146ZM152 129V130H151ZM165 129V130H164ZM173 129V130H172ZM219 129V130H218ZM246 129V130H245ZM29 130V131H28ZM38 130V131H37ZM95 130V131H94ZM121 130V131H120ZM126 130V131H125ZM159 130V132L157 131ZM168 130V131H167ZM177 130V131H175ZM185 130V131H184ZM208 130V131H207ZM224 132H223V131ZM238 130V131H237ZM240 130V131H239ZM243 130V131H242ZM245 130V131H244ZM33 131V132H32ZM45 131V132H44ZM53 131H55L53 133ZM62 131V132H61ZM69 131V132H68ZM76 131H79L78 133ZM84 131V132H83ZM98 131V132H96ZM103 131V132H101ZM108 131V132H105ZM115 131V132H114ZM120 131V134H118ZM125 131V132H124ZM139 131V133H138ZM150 131V132H149ZM203 131H206L203 132ZM214 131V132H213ZM243 133H242V132ZM257 131V132H256ZM262 131V132H261ZM26 132V133H25ZM30 132V133H29ZM105 132V133H104ZM110 132V133H109ZM114 132V133H113ZM129 132V133H127ZM143 134H142V133ZM147 132V133H146ZM164 132V133H163ZM177 132V133H176ZM209 132V133H208ZM220 132V133H219ZM235 132V133H234ZM240 132V134H239ZM259 132V133H258ZM4 133V134H2ZM52 133V134H51ZM56 133V134H55ZM58 133V134H57ZM62 133V134H61ZM68 133V134H67ZM89 133V134H87ZM92 135H91V134ZM95 133V135H94ZM101 133V134H100ZM127 133V134H125ZM141 133V134H140ZM156 133V134H155ZM169 135H168V134ZM198 133V135H197ZM213 133V134H212ZM228 133V134H227ZM230 133V134H229ZM237 133V134H236ZM245 133V134H244ZM258 133V134H257ZM25 134V135H24ZM28 134V135H27ZM33 134V135H32ZM43 136H41V135ZM71 134V135H70ZM73 134V135H72ZM78 134V135H77ZM84 134V135H79ZM112 136H110V135ZM115 134V135H114ZM125 134V135H123ZM128 134H133L132 137ZM157 135L159 138V141L157 143H151L148 142V139L145 137L147 135ZM165 134V136H162ZM167 134V135H166ZM189 134V135H188ZM202 134V135H201ZM207 134V135H206ZM23 135V136H22ZM75 135V137H73ZM106 135V137H105ZM160 137H159V136ZM184 135V136H183ZM206 135V136H205ZM209 135V136H208ZM238 135V136H237ZM25 136V137H24ZM28 136V137H27ZM31 136V137H30ZM41 136V137H40ZM66 136V137H65ZM80 139H76V138ZM88 136V137H87ZM96 136V137H95ZM118 136L120 139H118ZM136 136V137H135ZM139 136V137H138ZM205 136V137H204ZM223 136V137H222ZM226 136V137H225ZM230 136V137H229ZM237 136V137H236ZM246 136V137H245ZM5 137V138H4ZM34 137V138H32ZM36 137V139H35ZM46 137V139H45ZM59 137V138H58ZM61 137V138H60ZM72 137V138H71ZM86 137V138H85ZM103 137V138H102ZM109 140V138H111ZM114 137V138H113ZM165 137V140L163 139ZM170 140H168L167 138ZM177 137V138H176ZM186 137V138H185ZM193 137V138H191ZM213 137V138H212ZM221 137V138H220ZM25 138V139H24ZM42 138V139H41ZM54 138V139H53ZM58 138V139H57ZM63 138V139H62ZM74 138V139H73ZM82 138V139H81ZM85 138V140H84ZM135 138V139H134ZM137 138V139H136ZM142 138V139H141ZM179 138V139H178ZM184 138V140H183ZM191 138V141L193 139V146L190 144L191 141H189ZM201 138V139H199ZM212 138V139H211ZM229 138V139H228ZM20 139V140H19ZM24 139V140H23ZM50 139V140H49ZM65 139V140H64ZM70 139V140H69ZM89 139V141H87ZM95 139V140H94ZM97 139V140H96ZM103 139V140H101ZM116 139V140H115ZM207 139V140H206ZM236 139V140H235ZM34 140V141H33ZM44 140V141H43ZM56 140V141H55ZM73 140V141H72ZM105 140V141H104ZM128 140V141H127ZM136 140V141H134ZM140 140V141H139ZM143 140V141H141ZM173 140V141H172ZM201 140V141H200ZM212 140V141H211ZM214 140V141H213ZM239 142H238V141ZM51 141V142H50ZM62 141V142H61ZM71 141V143H69ZM82 141H84L82 143ZM96 141V142H95ZM115 141V142H114ZM120 143H118V142ZM164 141V142H163ZM187 141V142H186ZM204 141V142H203ZM216 141V142H215ZM226 141V142H225ZM233 141V142H232ZM241 141V142H240ZM24 142V143H23ZM42 142V143H41ZM89 144H88V143ZM106 142V143H105ZM108 142V143H107ZM110 142V143H109ZM113 142V143H112ZM128 142V144L126 143ZM135 142V143H134ZM139 142V143H138ZM161 142V143H159ZM166 142V143H165ZM172 142V143H169ZM178 142V143H177ZM189 142V144H188ZM217 144L215 145L214 144ZM221 142V143H220ZM31 143V144H30ZM142 143H144L142 145ZM163 143H165L163 145ZM177 143V145L175 144ZM186 143V146L184 144ZM192 143V142H191ZM225 143V145H224ZM230 143V144H229ZM245 143V144H244ZM25 144V145H24ZM50 144V145H49ZM81 146H80V145ZM91 144V145H90ZM95 144V145H94ZM100 146H97V145ZM104 144V145H103ZM115 144V145H114ZM119 144V145H118ZM122 144V145H121ZM131 144V145H130ZM150 144L151 147L148 145ZM160 144V146H159ZM169 144V145H168ZM175 144L176 146H172ZM181 144V145H180ZM196 144V145H195ZM205 146H204V145ZM208 144V146H206ZM70 145H72L70 147ZM76 147L74 148V146ZM83 145V146H82ZM86 145V146H85ZM93 145V146H92ZM109 145V146H108ZM113 148H112V146ZM130 145V146H129ZM137 145V146H136ZM141 145V147H139ZM147 145L148 148L145 146ZM158 147H156V146ZM167 145V146H165ZM215 145V146H214ZM236 145V146H235ZM60 146V147H59ZM108 146V147H107ZM111 146V147H110ZM132 146V147H131ZM134 146V148H133ZM171 146V147H170ZM192 146V147H191ZM195 146V147H194ZM198 146V148H196ZM217 146V147H216ZM224 146V147H223ZM28 150H26V148ZM45 147V149H44ZM56 147V148H55ZM95 147V148H94ZM107 147V148H106ZM121 147V148H120ZM124 149H123V148ZM130 147V148H129ZM138 147V148H136ZM155 149H153V148ZM170 147V148H169ZM191 147V148H190ZM201 147V148H200ZM33 148V150H32ZM50 148V149H49ZM60 148V151L59 149ZM79 148V149H78ZM85 148V149H84ZM104 148V149H103ZM109 148V149H108ZM112 148V150H111ZM126 148V149H125ZM161 148V149H160ZM169 148V149H166ZM189 148V149H188ZM22 149V150H21ZM57 149V150H56ZM64 149V150H63ZM108 149V150H107ZM117 149V150H116ZM133 149V151L131 150ZM136 149L140 152H137ZM150 152H147V151ZM157 149V150H156ZM173 151H172V150ZM179 149V150H178ZM183 149V150H182ZM210 149V150H209ZM217 149V150H216ZM36 150V151H34ZM47 150V151H46ZM49 150V151H48ZM102 150V151H101ZM107 151L105 153V151ZM110 150V151H109ZM120 150V151H119ZM145 153H143V151ZM147 150V151H146ZM160 150V151H159ZM177 150V151H176ZM186 150V151H185ZM190 152H189V151ZM194 150V151H193ZM213 150V151H212ZM220 150V151H221ZM11 151V152H10ZM31 151V152H30ZM46 151V153H45ZM64 151V152H63ZM80 151V152H79ZM84 151V152H83ZM94 151V152H93ZM112 151V152H111ZM117 154H116V152ZM122 151V152H121ZM126 151L128 152L126 154ZM130 151V152H129ZM156 151V152H155ZM172 151V154L170 153ZM175 151V152H174ZM184 151V152H183ZM30 152V153H28ZM43 152V153H42ZM51 152V153H50ZM53 152V154H52ZM89 152V153H87ZM96 152V154H95ZM134 152V153H133ZM137 152V153H135ZM161 154H160V153ZM163 152V153H162ZM186 152V153H185ZM189 152V153H188ZM194 152V153H193ZM197 152V153H196ZM206 152V153H205ZM211 152V153H210ZM214 152V153H213ZM28 153V154H27ZM42 153V154H41ZM59 153V154H58ZM73 153V154H72ZM81 153V154H79ZM95 154L90 156V154ZM101 156H99L100 154ZM114 153V154H111ZM119 153V154H118ZM123 153V154H122ZM125 153V154H124ZM133 153V155H132ZM140 153V154H139ZM154 153V154H153ZM159 153V155H158ZM176 153V154H175ZM192 153V154H190ZM27 154V155H26ZM41 154V155H40ZM66 154V155H65ZM86 154V155H85ZM89 156H88V155ZM98 154V155H97ZM103 154V155H102ZM106 154V155H105ZM131 154V155H130ZM139 154V155H138ZM150 154L152 156H150ZM164 154V155H163ZM166 154V155H165ZM175 154V155H174ZM182 154V155H180ZM38 155V156H37ZM52 155V156H51ZM70 157H69V156ZM79 155V156H78ZM109 155L111 157H109ZM116 155V156H114ZM127 155V156H125ZM129 155V156H128ZM135 155V156H134ZM158 155V156H156ZM161 155V156H160ZM173 155V157H172ZM178 155L179 163H175L174 157ZM196 155V157H195ZM64 156V157H63ZM85 156V157H84ZM96 156V157H95ZM119 156V157H118ZM135 159H133V157ZM138 156V157H137ZM156 156V157H155ZM166 159H165V157ZM169 156V157H167ZM182 156V157H181ZM186 156V157H184ZM192 156V157H191ZM207 156V157H206ZM41 157H43L41 159ZM60 157V158H59ZM75 157V158H73ZM87 157V159H86ZM93 157V158H92ZM111 159H109V158ZM112 157L114 160H112ZM129 157V158H128ZM131 157V158H130ZM143 157V158H142ZM146 157V158H144ZM148 157V158H147ZM158 157H160L159 160ZM184 157V158H183ZM205 157V158H204ZM34 158V159H32ZM56 161H54V159ZM68 158V159H67ZM82 158V159H81ZM85 158V159H84ZM95 158V160H94ZM99 158V160H98ZM102 158V159H101ZM122 158V159H121ZM124 158V161H123ZM139 158V160H138ZM169 158V159H168ZM173 158V159H172ZM182 158V159H180ZM192 158V159H191ZM32 159V160H31ZM50 159V160H49ZM76 159V160H75ZM105 159V160H104ZM121 159V160H120ZM131 159V160H129ZM148 159V160H147ZM172 159V160H171ZM191 159V160H190ZM198 159V160H197ZM234 159V158H233ZM232 158L228 159L229 161L233 160ZM20 160V161H19ZM49 160V161H48ZM67 160V162H66ZM72 160V161H71ZM99 161V162H96ZM103 160V161H102ZM107 160V162H105ZM111 160V161H110ZM117 160V161H116ZM119 160V161H118ZM144 161V162H141ZM147 160V161H146ZM151 160V161H150ZM155 160V161H154ZM164 160V161H163ZM171 160V161H170ZM36 161V162H34ZM38 161V162H37ZM91 161L93 163H91ZM101 161V162H100ZM109 161V162H108ZM113 161V163H112ZM116 161V162H115ZM132 161V162H131ZM136 161V162H134ZM168 161V162H167ZM170 161V162H169ZM174 161V162H173ZM31 162V163H30ZM49 162V163H48ZM64 162V164H63ZM72 162V163H71ZM103 162V163H102ZM118 162V163H117ZM122 162V163H121ZM125 162V163H124ZM149 165H147L146 164ZM156 162V163H154ZM159 162V163H158ZM161 162V163H160ZM163 162L165 163L163 166ZM192 162V163H191ZM47 163V164H45ZM50 163L51 166L49 165ZM60 163V164H59ZM68 163V164H66ZM71 163V164H70ZM76 163V164H75ZM83 163V164H82ZM102 163V164H101ZM111 163V164H109ZM125 165H124V164ZM144 165L141 166L140 165ZM154 163V165H153ZM171 163V164H169ZM183 163V164H182ZM198 163V164H197ZM4 164V165H3ZM34 164V165H33ZM36 164V165H35ZM40 164V165H39ZM63 164V167H60ZM90 164V165H89ZM107 166H106V165ZM117 164V165H116ZM121 164V165H120ZM127 164V165H126ZM133 164V165H131ZM138 164V165H136ZM157 164V165H156ZM6 165V166H5ZM9 165V167H8ZM12 165V166H11ZM55 165V166H54ZM66 167H65V166ZM105 165V166H104ZM130 165V166H129ZM136 165V166H135ZM151 165V167H150ZM153 165V166H152ZM161 165V167L159 166ZM173 167H171V166ZM2 166V167H1ZM11 166V168H10ZM16 166V167H14ZM21 166V167H20ZM46 166V167H45ZM51 168H50V167ZM58 166V167H57ZM91 166V167H90ZM112 166L113 169H112ZM120 166V167H119ZM146 168L143 169L144 167ZM189 166V167H188ZM4 167V168H3ZM53 167V168H52ZM56 167V169H55ZM69 167V168H68ZM86 167V168H85ZM93 167V168H92ZM98 167L99 170H98ZM123 167V168H121ZM128 167V168H127ZM131 167V168H130ZM156 168H162L169 170L168 174L171 177H167L164 181L163 180H152L150 179V175L152 170ZM180 167V168H179ZM186 169H184V168ZM21 168V169H20ZM29 168V169H28ZM39 171H37V169ZM48 168V169H47ZM72 168V169H71ZM75 168V169H74ZM90 168V169H89ZM107 168V169H106ZM127 168L128 170H126ZM138 168L139 171H138ZM31 169V171H30ZM46 169V170H45ZM50 169V170H49ZM59 169V170H58ZM89 169V170H88ZM92 169V170H91ZM112 172H111V170ZM133 171H132V170ZM148 169V171H147ZM175 169V170H174ZM21 170V171H20ZM45 172H44V171ZM64 170V171H63ZM109 172H108V171ZM117 170V171H115ZM150 170V172H149ZM172 170V171H171ZM177 170V171H176ZM184 170V171H183ZM17 171V172H16ZM56 172L55 175L50 176L51 172ZM76 171V172H75ZM83 171V172H81ZM104 171V172H103ZM120 171V172H119ZM123 171V172H122ZM126 171V172H124ZM136 171V172H135ZM141 171V172H140ZM176 171V172H174ZM187 171V172H186ZM16 172V173H14ZM32 172V173H31ZM41 172V173H40ZM62 172V173H61ZM79 172V173H78ZM116 172V173H115ZM150 174H149V173ZM170 172V173H169ZM185 172V173H184ZM191 172V173H190ZM12 173V174H11ZM21 173V174H20ZM34 173V174H33ZM38 173V174H37ZM43 173L44 176H43ZM49 173V174H48ZM58 173V174H57ZM61 173V176H60ZM65 173V175L63 174ZM73 173V174H72ZM78 173V174H77ZM96 176L94 177V175ZM119 173V174H118ZM124 175H121V174ZM127 173V174H126ZM131 173V174H130ZM133 173V174H132ZM140 173V174H139ZM175 173V174H174ZM179 173V174H177ZM184 173V174H182ZM16 174V175H15ZM101 174V175H100ZM110 175V177L108 175ZM112 174V176H111ZM114 174V175H113ZM117 174V175H115ZM129 174V175H128ZM135 174V175H134ZM136 174H138V177H135ZM167 174V175H168ZM171 174V175H170ZM32 175V176H31ZM37 175V176H36ZM74 175H76V179H74ZM100 175V176H99ZM119 175V176H118ZM127 175V176H126ZM131 175V177H130ZM144 175V176H143ZM186 175V176H185ZM215 175V176H214ZM216 173H214L212 176L209 177L210 181H213L216 178ZM16 176V177H15ZM18 176V177H17ZM20 176V177H19ZM24 176V177H23ZM49 177L48 180L46 177ZM83 178H82V177ZM106 176V177H104ZM114 176V177H113ZM121 176H125L126 178L132 182L133 180L138 179V182H140L139 186L135 188V185H132L129 187V189L124 190H117V181L120 179ZM146 176V177H145ZM13 177V178H12ZM37 177V178H36ZM64 177V179L62 178ZM66 177V178H65ZM71 177V179H70ZM81 177V178H80ZM94 177V178H93ZM97 177V178H96ZM100 177V178H99ZM108 177V178H107ZM135 177V178H134ZM148 177V178H147ZM212 177V179H211ZM42 178V179H40ZM58 178V179H56ZM61 178V179H60ZM86 178V179H85ZM104 178V179H103ZM113 179V182L112 179ZM116 178V179H115ZM134 178V179H133ZM146 178V182L144 179ZM178 181H177V179ZM188 178L190 180H188ZM20 179V180H19ZM35 179V180H34ZM69 179V181H68ZM79 179V180H78ZM101 179V180H100ZM108 179V181H107ZM111 179V181H110ZM133 179V180H132ZM141 179V180H140ZM172 179V180H171ZM8 180V181H7ZM19 180V181H17ZM35 182H34V181ZM39 180V182H38ZM50 180V181H49ZM60 180V181H59ZM76 180V181H75ZM91 180V181H90ZM159 180V181H158ZM185 182H184V181ZM263 180V182H262ZM16 181V183H15ZM21 181V182H20ZM60 183H59V182ZM78 181V182H77ZM84 181V182H83ZM99 181V182H98ZM105 181V182H104ZM145 181V183H144ZM151 181V183H150ZM158 183H161L159 186L158 194L155 193V197L151 196L153 193H151L152 185ZM169 181V183H168ZM260 182H252L250 185H248V188L251 191H259V193H263L264 195V178L262 177ZM13 182V183H12ZM47 182V183H46ZM67 182V183H66ZM69 182V183H68ZM77 182V184H76ZM81 182V183H80ZM97 182V183H96ZM111 182V183H110ZM119 182V181H118ZM135 182V181H133ZM137 182V181H136ZM135 182V183H136ZM142 182V183H141ZM163 182V183H162ZM165 182V184H164ZM180 182V183H179ZM191 182V183H190ZM11 183V184H10ZM26 183V184H25ZM36 183V185H35ZM50 183V184H49ZM86 183V184H85ZM89 183V184H88ZM103 183V184H102ZM150 185H149V184ZM172 183V184H171ZM255 183V184H254ZM263 183V184H262ZM38 184V185H37ZM45 184V185H44ZM73 184L80 186L82 190V196L86 199V201L89 203L88 206L80 207L79 205L75 207L72 202H70L69 195L71 194L75 188H73ZM79 184V185H78ZM84 184V185H83ZM91 184V185H90ZM108 184V185H106ZM113 184V185H112ZM142 184V185H141ZM145 186H144V185ZM168 184V185H167ZM194 184V186H193ZM257 184H259L257 186ZM21 185V186H19ZM28 185V186H26ZM31 185V186H30ZM44 185V187L42 186ZM49 185V186H48ZM53 185V186H52ZM61 185V186H60ZM64 185V186H63ZM164 185V186H163ZM167 185V186H166ZM170 185V186H169ZM173 185L175 187H173ZM183 185V186H182ZM255 185V186H254ZM262 185V186H261ZM17 186V187H16ZM55 186V187H54ZM70 186V187H68ZM87 186V187H86ZM91 186V187H89ZM101 186V187H100ZM134 186V187H133ZM142 188H141V187ZM169 186V187H168ZM19 187V188H18ZM41 189H40V188ZM54 189H53V188ZM62 187V188H61ZM67 187V188H66ZM86 187V188H85ZM109 187V188H108ZM115 187V188H114ZM132 187V188H131ZM146 187V189H145ZM163 187V189H162ZM166 187V188H165ZM181 187V188H180ZM263 187V189H262ZM2 188V189H1ZM22 188V189H20ZM46 188V191H44ZM57 188V189H56ZM64 188V189H63ZM89 188V189H88ZM102 188V189H101ZM107 188V190H106ZM141 188V189H139ZM252 188V189H251ZM257 188V189H256ZM20 189V190H19ZM25 189V191L22 193V191ZM27 189V190H26ZM36 189L37 193H36ZM60 189V190H59ZM62 189V190H61ZM68 189V190H67ZM84 189V190H83ZM134 189V190H133ZM139 191H138V190ZM168 189V190H167ZM185 189V190H184ZM189 189V190H187ZM254 189V190H253ZM256 189V190H255ZM18 190V191H17ZM48 190V191H47ZM72 190V191H71ZM90 190V191H88ZM100 190V192H99ZM110 190V191H109ZM112 190V191H111ZM116 192H115V191ZM144 192H143V191ZM162 190V191H160ZM175 190H182V192H178V196H174L171 192ZM4 194H3V192ZM6 191V192H5ZM8 191V192H7ZM51 193H50V192ZM53 191V192H52ZM55 191V192H54ZM96 191V192H95ZM107 191V192H106ZM123 191V192H122ZM128 193H127V192ZM137 191V193H136ZM166 191V192H164ZM44 192V193H43ZM63 192V193H62ZM103 194H102V193ZM125 192V193H124ZM136 194H135V193ZM188 192V193H187ZM198 192V193H197ZM26 193V194H25ZM40 193V194H39ZM57 193V194H56ZM60 193V194H59ZM89 193V194H88ZM94 193V194H93ZM105 193H107L105 195ZM122 193V194H121ZM167 196H165L166 194ZM20 194V195H17ZM23 194V195H21ZM48 194V195H47ZM59 194V195H58ZM67 194V195H66ZM98 194V195H96ZM117 194V195H116ZM125 194V195H124ZM131 194H135L132 195ZM144 194V195H143ZM147 196H146V195ZM162 194V195H160ZM170 194V195H169ZM185 196H184V195ZM16 197H15V196ZM43 195V196H42ZM46 195V196H45ZM56 195V196H55ZM95 195V196H94ZM120 195H123L120 197ZM128 195V196H127ZM158 195V196H157ZM201 195V196H200ZM2 196V197H1ZM9 196V197H8ZM13 196V198H12ZM23 196V197H22ZM62 196L61 200L69 205V210L67 213V216L60 215L58 212L54 210V207L51 206V199L52 197ZM65 196V197H64ZM67 196V197H66ZM99 196V198H97ZM119 196V197H118ZM136 196V197H135ZM139 196V197H138ZM142 196V197H141ZM149 196V197H148ZM165 196V197H162ZM174 196V197H173ZM192 196V197H190ZM40 197V198H39ZM50 199H49V198ZM92 200H91V198ZM130 197V198H128ZM136 198L135 200L133 198ZM138 197V198H137ZM144 197V198H143ZM152 197V198H151ZM158 197V200H157ZM179 197V198H178ZM184 197V198H183ZM188 197V199H187ZM248 195L245 194L241 197V204L238 206V214H239V220L238 224L233 226L232 228L228 229L226 227V221L227 218L225 217L226 214L220 216V218H217V220L214 222L213 227L209 230L207 229V224L204 223V229L200 233H196L193 237V242L185 243L184 252L187 257L186 264H235L237 261L241 262L243 264H264V232L262 230V224L264 223V210L263 212L260 210L257 211V214H255V217L252 221L248 220V210L252 206H256L259 209L261 208L260 205H263L264 207V199L262 198H254L251 197L247 198ZM260 197V196H259ZM45 198V199H44ZM48 198V200H47ZM89 198V199H88ZM122 198V199H121ZM124 198V200H123ZM130 199V201L126 199ZM146 198V199H145ZM154 198V199H153ZM164 198V199H163ZM166 198V201H165ZM170 198V199H169ZM192 198V199H191ZM9 199V200H7ZM21 199V200H20ZM65 199V200H64ZM120 199V200H119ZM154 202L150 203V200ZM160 199V200H159ZM187 199V200H186ZM202 199V200H201ZM41 200V201H38ZM91 200V201H90ZM98 200V201H97ZM146 200V201H145ZM163 200V201H162ZM185 200L188 202L186 203ZM198 200V201H197ZM19 201V202H18ZM21 201V202H20ZM40 203H38V202ZM47 201V202H46ZM49 201V202H48ZM101 201V202H100ZM126 201V202H125ZM134 201V202H133ZM149 201V203H148ZM160 201V202H159ZM166 204H164L165 202ZM175 201V202H174ZM197 201V202H196ZM7 202V203H6ZM11 202V203H10ZM15 202V203H14ZM68 202V203H67ZM91 202V203H90ZM125 202V203H124ZM130 202V203H129ZM132 202V203H131ZM136 202V203H135ZM139 202V203H138ZM159 202V204L157 203ZM208 202V201H205ZM245 202V204H244ZM18 203L20 205H18ZM94 203V204H93ZM103 203V204H102ZM123 203L125 206H123ZM168 203V204H167ZM172 203V204H171ZM252 203V205H250ZM47 204V206H46ZM50 204V205H49ZM72 206H71V205ZM99 204V205H98ZM130 204V205H129ZM139 204V205H138ZM148 204V205H147ZM151 204V205H150ZM155 206H154V205ZM187 207H186V205ZM254 204V205H253ZM96 205V206H94ZM129 205V207H128ZM135 208H133L132 207ZM135 205V206H134ZM143 205V207H142ZM184 205V206H183ZM244 205V207H243ZM2 206V207H1ZM6 206V208L4 207ZM15 206V208H14ZM33 206V207H32ZM74 206V207H73ZM122 206V207H121ZM141 206V207H140ZM152 206V207H150ZM171 206V207H170ZM174 206V207H172ZM249 206V207H248ZM85 207V208H84ZM95 207V208H94ZM103 207V208H102ZM133 209H132V208ZM139 207V208H137ZM163 207V208H162ZM186 207V208H185ZM17 208V209H16ZM31 208V209H30ZM40 208V209H39ZM53 208V209H52ZM71 208V209H70ZM83 208V209H82ZM94 208V209H93ZM158 208V209H157ZM180 208V209H179ZM246 208V209H245ZM11 209V210H10ZM25 209L24 211H21ZM51 209V210H50ZM75 211H73V210ZM88 209V210H87ZM100 209V211L98 210ZM147 211H144L146 210ZM152 209L153 211L151 212ZM157 209V211L155 210ZM164 209V210H163ZM166 209V210H165ZM216 209V208H215ZM208 209L210 211V214L212 215L216 210ZM264 209V208H263ZM17 210V212H16ZM19 210V211H18ZM28 210V211H27ZM46 210V211H45ZM73 212H72V211ZM78 210V211H77ZM132 210V211H131ZM139 210V211H138ZM161 210V211H160ZM168 210V211H167ZM174 210V211H173ZM7 211V212H6ZM10 211V212H9ZM88 211V212H87ZM92 211V212H91ZM94 211V212H93ZM137 211V212H136ZM15 212V213H14ZM35 212V213H34ZM44 212V213H43ZM79 212V214L77 213ZM81 212V213H80ZM91 212V214H89ZM98 212V213H97ZM100 212V213H99ZM131 212V214H130ZM160 212V213H159ZM167 214H166V213ZM240 212V213H239ZM10 213V214H9ZM48 213L51 215H48ZM53 213V214H52ZM72 213V214H71ZM93 213V215H92ZM95 213V214H94ZM150 213V214H149ZM152 213V214H151ZM154 213V214H153ZM165 213V214H164ZM23 214V215H22ZM43 214V215H42ZM56 214V215H55ZM77 214V215H76ZM83 214V215H81ZM135 214V215H134ZM184 214V215H183ZM18 215V216H17ZM37 215V216H36ZM70 215V216H69ZM81 215V216H80ZM139 217H138V216ZM142 215V216H140ZM149 215V216H148ZM153 215V216H152ZM157 215V216H156ZM2 216V218H1ZM13 216V217H12ZM27 219H26V217ZM48 216V217H47ZM55 216V217H54ZM57 216H59L57 218ZM77 216V217H76ZM99 216V217H98ZM134 216V217H133ZM151 216V217H150ZM161 218H160V217ZM164 216H167L166 218ZM184 216V217H183ZM257 216V217H256ZM12 217V218H11ZM53 217V218H52ZM71 217V218H70ZM88 217V219H87ZM147 217V218H146ZM149 217V218H148ZM186 217V218H185ZM18 218V219H17ZM24 218V219H22ZM37 218V219H36ZM46 218V219H45ZM51 218V219H49ZM66 218V220H65ZM68 218V219H67ZM75 218V219H72ZM77 218V219H76ZM85 218V219H84ZM130 218H132L130 220ZM144 218V219H143ZM153 220H151V219ZM173 218V219H172ZM22 219V220H21ZM61 219V220H60ZM70 219V220H69ZM87 219V220H86ZM90 219V220H89ZM159 219V220H158ZM244 219V220H243ZM247 219V220H246ZM43 220H45L43 222ZM49 220V221H48ZM55 220V221H54ZM72 220V221H71ZM79 220V221H78ZM145 220V221H144ZM156 220V221H155ZM162 220V221H161ZM165 220V221H164ZM246 220V221H245ZM7 221V222H6ZM19 221V222H18ZM61 221V222H60ZM67 221V222H66ZM70 221V222H69ZM84 221H89L88 223H85ZM92 221V222H90ZM130 221V222H129ZM136 221V222H135ZM152 221V222H151ZM168 221V223H167ZM171 221V222H170ZM182 221V222H181ZM242 221V222H241ZM255 221V222H254ZM28 222V223H27ZM49 222V224H48ZM73 222V223H74ZM78 222V223H77ZM122 222V223H121ZM154 222V224H153ZM164 222V225L163 223ZM201 222V221H199ZM222 222V223H220ZM9 226H8V224ZM12 223V224H11ZM22 223V224H21ZM26 225H25V224ZM57 223V224H56ZM70 223V224H69ZM84 223V224H83ZM125 223V224H124ZM127 223V224H126ZM135 223V224H134ZM145 224V226L143 225ZM166 223V224H165ZM180 223V224H179ZM192 223V224H191ZM241 223V224H240ZM244 223V224H243ZM255 225H254V224ZM7 224V225H6ZM19 226H18V225ZM38 224V225H37ZM91 224V225H89ZM100 224V225H99ZM120 224V226H119ZM124 227H122L123 225ZM161 224V225H160ZM177 226H176V225ZM179 224V225H178ZM186 224V225H183ZM220 224V225H219ZM222 224V225H221ZM248 224V225H247ZM4 225V226H3ZM16 225V227H15ZM48 225V227L46 226ZM86 225V227L84 226ZM93 225V226H92ZM99 225V226H98ZM136 225V226H135ZM155 225V226H154ZM163 225V226H162ZM172 225V226H171ZM183 225V226H182ZM193 225V226H192ZM241 225V226H240ZM250 225V226H249ZM258 227H257V226ZM40 226V227H39ZM51 226V227H50ZM134 226V227H133ZM139 226V227H138ZM190 226V227H189ZM82 228V230L80 229ZM122 227V228H121ZM133 227V228H132ZM160 227V228H159ZM173 227V228H172ZM223 227V228H222ZM12 228V229H11ZM16 228V229H15ZM26 228V229H25ZM119 228V229H118ZM125 228V230H124ZM132 228V230H131ZM180 228V229H179ZM188 228V229H187ZM191 228V229H190ZM193 228V229H192ZM219 228V229H218ZM226 228V229H225ZM244 228V229H243ZM257 228V229H256ZM261 228V229H260ZM128 229V230H127ZM156 229V230H155ZM173 229V230H172ZM242 229V230H241ZM1 230L4 232H1ZM20 230L21 233H18ZM47 230V232H46ZM49 230V231H48ZM53 230V231H52ZM153 230V231H152ZM189 230V231H188ZM193 230V231H192ZM208 232H207V231ZM42 231V232H41ZM85 231V232H84ZM122 236H121V233ZM126 231V232H125ZM128 231V232H127ZM139 231V232H137ZM177 231V232H176ZM188 231V232H187ZM259 231V232H258ZM46 232V233H45ZM52 232V233H51ZM134 232V233H133ZM182 232V233H181ZM203 232V233H202ZM207 232V233H206ZM3 233V234H2ZM49 233V234H48ZM118 233V234H117ZM132 238L131 241H129L128 245L125 239H127V235H131ZM166 233V234H165ZM209 233V234H208ZM216 233V234H215ZM20 234V235H19ZM28 234V235H27ZM32 234V235H31ZM41 234V235H40ZM81 234V235H80ZM116 234V235H115ZM127 234V235H125ZM156 234V235H155ZM176 236H175V235ZM206 234V235H205ZM254 234V235H253ZM262 234V235H261ZM6 235V236H5ZM19 235V236H18ZM27 235V237H26ZM46 235V236H45ZM145 235V236H144ZM261 235V236H260ZM4 236V237H2ZM53 236V237H52ZM126 236V238H125ZM162 238H161V237ZM175 236V237H174ZM197 236V237H196ZM259 236V237H258ZM35 237V238H34ZM38 237V238H37ZM43 237V238H42ZM81 237V238H80ZM148 237V238H147ZM167 237V238H166ZM202 237V238H201ZM214 237V238H213ZM245 237V238H244ZM48 238V239H47ZM78 238V241H77ZM84 238V240H83ZM138 238V239H137ZM158 238V239H157ZM205 238V239H204ZM209 240H208V239ZM243 238V240H242ZM10 239V240H8ZM39 239V240H38ZM72 239V240H71ZM119 239V240H118ZM123 239V240H122ZM140 239V240H139ZM166 239V240H165ZM200 239V240H199ZM257 239V240H256ZM19 240V241H18ZM38 242H36V241ZM42 240V241H41ZM45 240V241H44ZM48 240V241H47ZM87 240V241H86ZM202 240V241H201ZM206 240V241H205ZM248 240V242H246ZM8 241V242H7ZM11 241V242H9ZM80 241V242H79ZM123 241V242H122ZM140 241L141 244H140ZM158 241V242H157ZM201 241V243H200ZM204 241V243H203ZM13 242V244H12ZM16 242V243H15ZM21 242V243H20ZM74 242V244H73ZM171 242V243H170ZM245 242V243H243ZM7 243V244H6ZM48 243V244H47ZM80 243V244H79ZM84 243V244H83ZM119 245H118V244ZM149 243V244H148ZM250 243V244H249ZM6 244V245H5ZM12 244V245H11ZM21 244V245H20ZM44 244V245H43ZM117 244V245H116ZM123 246H120V245ZM148 244V245H147ZM151 244V245H150ZM171 244V245H170ZM245 245L244 247H241L242 245ZM35 247H34V246ZM49 245V246H48ZM77 245V246H76ZM83 245V246H82ZM136 248H135V246ZM204 245V246H203ZM241 245V246H240ZM20 246V247H19ZM25 246V247H24ZM117 246V247H116ZM134 246V248H133ZM144 246V247H142ZM154 246V249H153ZM208 246H213V253L215 256L213 258H207L204 257V255L207 253ZM12 247V248H11ZM73 247V248H72ZM79 247H82L79 249ZM123 247V248H122ZM148 247V248H147ZM189 247V248H188ZM223 247V248H222ZM5 248V249H4ZM19 248V249H18ZM35 248V249H34ZM38 250H37V249ZM46 248V249H45ZM52 248V249H51ZM78 248V249H77ZM114 248V249H113ZM118 248V249H116ZM127 248V250H125ZM144 248V249H143ZM187 248V249H186ZM206 248V249H205ZM231 248H240L241 250L238 253L237 259L232 260L228 256V250ZM247 248V249H246ZM50 249V250H49ZM73 249V251H72ZM77 249V250H76ZM83 249V250H82ZM86 249V250H85ZM121 249V250H120ZM124 249V250H123ZM130 249V250H129ZM146 249V250H145ZM4 250V251H3ZM6 250V251H5ZM10 250V252H9ZM17 250V251H16ZM35 250V251H34ZM45 250V251H44ZM110 250V251H109ZM119 250V251H118ZM134 250H136L134 252ZM198 250V251H197ZM244 250V251H243ZM52 251V252H51ZM119 253H117V252ZM131 251V252H130ZM150 251V252H149ZM226 251V252H225ZM248 251V252H247ZM7 252V253H6ZM14 254H12V253ZM40 252V253H39ZM43 252V253H42ZM75 253L71 254V253ZM77 252V253H76ZM83 252V253H82ZM111 252V254H110ZM149 252V253H148ZM188 252V253H187ZM247 252V253H246ZM6 253V255H5ZM17 253V254H16ZM39 253V254H37ZM141 253V254H140ZM152 255H151V254ZM204 253V254H203ZM24 254V255H23ZM114 256H113V255ZM145 254V255H144ZM158 256H157V255ZM53 256V257H52ZM70 256V257H69ZM76 256V257H75ZM117 256V260H116ZM122 256H126L125 258ZM134 256V257H133ZM202 256V258L200 257ZM223 256V257H222ZM8 257V258H7ZM32 257V258H31ZM46 257V258H44ZM47 257L49 258L47 260ZM51 257V258H50ZM113 257V258H112ZM119 257V258H118ZM122 259H121V258ZM147 257V258H145ZM150 257V258H149ZM152 257V258H151ZM200 257V258H199ZM227 257V258H226ZM20 258V259H19ZM24 258V259H23ZM107 258V259H106ZM127 258V259H126ZM218 258V260H217ZM229 258V259H228ZM2 259V260H1ZM7 259V260H6ZM12 259V260H11ZM70 259V260H69ZM109 259V260H108ZM111 259V260H110ZM119 259V260H118ZM121 259V260H120ZM249 259V260H248ZM15 262H14V261ZM55 262H54V261ZM132 262H131V261ZM134 260V261H133ZM139 260V261H138ZM147 260V261H146ZM5 261V262H4ZM30 261V262H29ZM47 261V262H46ZM104 261V262H103ZM145 261V262H144ZM218 261V262H217ZM233 261L235 263H233ZM45 262V263H44ZM71 262V263H69ZM137 262V263H136ZM226 262V263H225Z\"/></svg>",
  "mask_w": 264,
  "mask_h": 264
},
{
  "label": "bare ground",
  "instance_id": "obj_2",
  "mask_svg": "<svg viewBox=\"0 0 264 264\" xmlns=\"http://www.w3.org/2000/svg\"><path fill=\"white\" fill-rule=\"evenodd\" d=\"M17 1V0H16ZM15 0H14V2H16ZM22 1V0H21ZM49 2H51V0H48ZM47 1V2H48ZM76 1V0H75ZM81 1V0H80ZM91 1V0H90ZM100 1V0H99ZM105 1V0H104ZM131 1V0H130ZM141 1V0H140ZM148 1V0H147ZM157 1V0H156ZM172 1V0H171ZM179 1V0H178ZM181 1H183V0H181ZM190 1H192V0H190ZM189 1V2H190ZM197 1V0H196ZM222 1V0H221ZM238 1H241V0H238ZM259 1H261V0H259ZM5 2V1H4ZM26 2V1H25ZM28 2V1H27ZM30 2H33V1H31L30 0ZM43 2V1H42ZM45 2H46V0H45ZM59 2V1H58ZM111 2V1H110ZM113 2V1H112ZM111 2V4L112 5H110L109 6V8H108V11H109V14H111V15H116V14H118V12H117V8H115V6H113V3ZM126 2H128V1H126ZM174 2V1H173ZM187 2V1H186ZM194 2V1H193ZM198 2V1H197ZM196 2V3H197ZM200 2V1H199ZM198 2V3H199ZM223 3H224V1H222ZM227 2V1H226ZM230 2H231V0H230ZM243 2V1H242ZM34 3V2H33ZM41 3V2H40ZM44 3V2H43ZM69 3H70V1H69ZM79 3V2H78ZM88 3V2H87ZM108 3H109V1H108ZM146 3V2H145ZM177 3V2H176ZM191 3V2H190ZM195 3V4H196ZM206 3V2H205ZM238 3V2H237ZM241 3V2H240ZM39 4V3H38ZM56 4V3H55ZM55 4H52V5H55ZM64 4H65V1H64ZM66 4H67V2H66ZM70 4H72V2L70 3ZM82 4V3H81ZM90 4V3H89ZM117 4V3H116ZM118 4H120V3H118ZM126 4V3H125ZM127 4H129V3H127ZM133 4H134V1H133ZM140 4H142L143 5V3H141L140 2ZM165 4V3H164ZM169 4V3H168ZM171 4V3H170ZM173 4V3H172ZM174 4H175V2H174ZM181 4V3H180ZM188 4V3H187ZM194 4V5H195ZM234 4V3H233ZM7 5V4H6ZM35 5V4H34ZM39 5H42V4H39ZM58 5H59V3H58ZM86 5V4H85ZM108 5V4H107ZM150 5V4H149ZM151 5H153V4H151ZM156 5V4H155ZM176 5V4H175ZM186 5V4H185ZM191 5V4H190ZM193 5V4H192ZM204 5V4H203ZM225 5V4H224ZM227 5V4H226ZM240 5V4H239ZM249 5V4H248ZM247 5V6H248ZM257 5V7L259 6V4H256ZM17 6H18V4H17ZM43 6V5H42ZM41 6V7H42ZM71 6V5H70ZM82 6V5H81ZM87 6V5H86ZM104 6H105V3H104ZM118 6V5H117ZM128 6V5H127ZM135 6V5H134ZM137 6V5H136ZM147 6V5H146ZM157 6V5H156ZM164 6V5H163ZM162 6V7H163ZM173 6V5H172ZM198 6V5H197ZM201 6H202V4H201ZM206 6V5H205ZM208 6V5H207ZM209 6H210V4H209ZM242 6H244V5H242ZM1 7V6H0ZM11 6H9V8H10ZM28 7H29V5H28ZM67 7V6H66ZM84 7V6H83ZM82 7V8H83ZM89 7V6H88ZM97 7H99V6H97ZM97 7H95V8H97ZM120 7V6H119ZM129 7H130V5H129ZM149 7V6H148ZM151 7V6H150ZM149 7V8H150ZM165 7V6H164ZM171 7V6H170ZM184 7V6H183ZM188 7V6H187ZM228 7V6H227ZM229 7H231V6H229ZM239 7V6H238ZM245 7V6H244ZM250 7V6H249ZM260 8H261V6H259ZM5 8H6V6H5ZM4 8V9H5ZM8 8V10H10ZM21 8H23V7H21ZM34 9L36 8V7H33ZM54 8V7H53ZM103 8V7H102ZM128 8V7H127ZM132 8V7H131ZM137 8V7H136ZM138 8H140V7H138ZM143 8H145V5H144V7ZM148 8V9H149ZM166 8V7H165ZM177 8V7H176ZM190 8H192L191 6H190ZM210 8H212V12L210 13V14H213V17L210 19V23H209V25L210 24H212V27H210L211 28V30L209 31V32H207V34L206 35H208V37H207V39H205V41L204 42H197L196 40H195V35H192L191 33L192 32H188L189 33V35L186 37V39L185 40H182L183 41V48H182V54L181 55H179L178 57H174V58H172L173 60L172 61H170L169 62V60H168V63L166 64V65H164V64H161L162 62H160V58L158 59H154L155 61V68H157V70L156 71H158V75H156L155 76V79H154V81L153 82H155V84H156V82H170V83H172V85H174V89L172 90L173 92H174V95H176L175 97H177V96H182L183 94H184V87L182 86V84L181 83H179V80L181 79V76H182V73L179 71H176V72H178L177 74H175L174 73V70L177 68L178 69V67H179V69H181V68H187V70L190 72V73H195V72H197L198 70H200V71H202L203 73H201V74H204V78H203V80H202V84H203V88L207 91V92H210L211 91V89L209 88V80H210V78H213V77H215L217 74H216V72H217V69L219 70V69H221V68H219L220 67V65H221V62L223 61V52H221L222 50H221V48H220V46L221 45H223V43L219 46V43H220V41H219V43H218V40H216V38H215V33L213 32V30H214V27L215 26H217V25H215V22H218V21H225V23H227V27L228 28H230L232 31H235L234 33H240V32H245V31H242V24L240 23V22H238V21H236V20H232V16L233 15H235L236 14V16L238 15V17L240 18V13H242L238 8L237 9H230V8H226V7H221L220 6V1L219 0H213L212 1V3H211V7ZM209 8V9H210ZM231 8H233V7H231ZM240 8V7H239ZM256 8V7H255ZM17 9V8H16ZM24 9V8H23ZM31 9V8H30ZM34 9H32V10H34ZM36 9H38V8H36ZM50 9V8H49ZM52 9V8H51ZM86 9V8H85ZM84 9V10H85ZM87 9H89V8H87ZM86 9V10H87ZM94 9V8H93ZM97 9H99V8H97ZM101 9V8H100ZM151 9V8H150ZM198 9V8H197ZM242 9V8H241ZM247 9H248V7H247ZM2 10V9H1ZM7 10V9H6ZM22 10V9H21ZM29 10V9H28ZM42 10V9H41ZM62 10V9H61ZM105 10H107V9H105ZM119 10V9H118ZM139 10V9H138ZM166 10V9H165ZM175 10V9H174ZM174 10H173V12H174ZM179 10V9H178ZM178 10H177V12H178ZM186 10H187V8H186ZM195 10V9H194ZM201 10V9H200ZM203 10H204V8H203ZM252 10V9H251ZM255 10H257V9H255ZM259 10V9H258ZM263 10V9H262ZM3 11V10H2ZM5 11V10H4ZM11 11V10H10ZM17 11V10H16ZM44 11V10H43ZM46 11V10H45ZM60 11V10H59ZM66 11V10H65ZM68 11V10H67ZM70 11H71V9H70ZM73 11V10H72ZM71 11V12H72ZM88 11V10H87ZM101 11V10H100ZM128 11V10H127ZM132 11H136L137 12V10H132ZM147 11H149V10H147ZM163 11V10H162ZM170 11V10H169ZM199 11V10H198ZM20 12V11H19ZM25 12V14H26V11H24ZM89 12V11H88ZM88 12H87V14H88ZM94 12V11H93ZM107 12V11H106ZM123 12V11H122ZM129 12V11H128ZM140 12H141V10H140ZM139 12V13H140ZM156 11H153V9L151 10V14H152V16H151V18H150V23L152 24V27H158V28H161V29H163V28H165V26L167 25V19L165 18V17H160V16H162V15H160V16H158V14H156L155 13ZM176 12V14H178ZM181 12V11H180ZM187 12V11H186ZM189 12V11H188ZM192 12H194L193 10H192ZM247 12V11H246ZM256 12V11H255ZM262 12V11H261ZM15 13H17V12H15ZM21 13V12H20ZM34 13V12H33ZM39 13V12H38ZM49 13V12H48ZM80 13V12H79ZM125 13V12H124ZM146 13V12H145ZM251 13H253V12H251ZM264 13V12H263ZM262 13V14H263ZM10 14H11V12H10ZM28 14V13H27ZM26 14V15H27ZM42 14V13H41ZM86 14V13H85ZM93 14V13H92ZM96 14H99V13H97V11H96ZM120 14H122V13H120ZM132 14V13H131ZM135 14V13H134ZM142 14H143V12H142ZM164 14V13H163ZM182 14V13H181ZM192 14V13H191ZM209 14V15H210ZM247 14V13H246ZM245 14V15H246ZM40 15V14H39ZM62 15V14H61ZM76 15V14H75ZM102 15V14H101ZM110 15V16H111ZM126 15H127V13H126ZM130 15V14H129ZM138 14L136 13V16H137ZM148 15H149V13H148ZM165 15V14H164ZM163 15V16H164ZM197 15H202L201 14V11H200V14H197ZM208 15V14H207ZM249 15H250V12H249ZM256 15V14H255ZM1 16V15H0ZM28 16V15H27ZM43 16V15H42ZM55 16V15H54ZM93 16H94V14H93ZM117 16V15H116ZM123 16V15H122ZM144 16V15H143ZM166 16V15H165ZM168 16V15H167ZM177 16V15H176ZM184 16V15H183ZM191 16H193V15H191ZM206 16V15H205ZM212 16V15H211ZM211 16H207L208 18L209 17H211ZM261 16V15H260ZM19 17H21V16H19ZM30 17V16H29ZM34 17V16H33ZM44 17V16H43ZM48 17V16H47ZM92 17V15L90 16V18ZM128 17V16H127ZM135 17V16H134ZM141 17H142V15H141ZM170 17V16H169ZM189 17V16H188ZM195 17V16H194ZM193 17V18H194ZM206 17V18H207ZM232 17V18H231ZM246 17V16H245ZM244 17V18H245ZM249 17V16H248ZM251 17V16H250ZM253 17V16H252ZM69 18V17H68ZM95 18V17H94ZM104 18V17H103ZM118 18H120L119 17V15H118ZM135 18H137V17H135ZM146 18V17H145ZM172 18V17H171ZM170 18V19H171ZM175 18V17H174ZM173 18V19H174ZM183 18V17H182ZM190 18H192V17H190ZM201 18V17H200ZM203 18V17H202ZM242 18H243V16H242ZM12 19V18H11ZM43 19V18H42ZM50 19H51V17H50ZM59 19V18H58ZM83 19V18H82ZM97 19H99L98 17H97ZM105 19H106V17H105ZM107 19H109V18H107ZM125 19H129V18H122V19H120V23H119V25H122V26H125V28H124V31H125V29H126V26H130V25H132L130 22H128V21H126ZM250 19V18H249ZM256 19V18H255ZM259 19V18H258ZM263 19V18H262ZM16 20V19H15ZM14 20V21H15ZM45 20H46V18H45ZM44 20V21H45ZM57 20V19H56ZM59 20H61V19H59ZM75 20V19H74ZM92 20H94V19H92ZM96 20V19H95ZM111 20V19H110ZM117 20V19H116ZM133 20V19H132ZM145 20V19H144ZM149 20V19H148ZM181 20V19H180ZM193 21H194V19H192ZM203 20H204V18H203ZM244 20V19H243ZM242 20V21H243ZM245 20H246V18H245ZM18 21H19V19H18ZM21 21V20H20ZM30 21V20H29ZM28 21V22H29ZM39 21V20H38ZM52 21H53V19H52ZM51 21V22H52ZM80 21H81V19H80ZM83 21V20H82ZM87 21V20H86ZM104 21V20H103ZM118 21V20H117ZM134 21V20H133ZM140 21H142V20H140ZM184 21H185V19H184ZM198 21V20H197ZM197 21H196V23H197ZM201 21V20H200ZM240 21V20H239ZM256 21V20H255ZM258 21V20H257ZM12 22H13V19H12ZM23 22V21H22ZM25 22V21H24ZM49 22V21H48ZM56 22V21H55ZM62 22V21H61ZM91 22V21H90ZM106 22V21H105ZM107 22H108V20H107ZM110 22V21H109ZM116 22V21H115ZM139 22V21H138ZM192 22V21H191ZM203 21H201V23H202ZM247 22V21H246ZM249 22V21H248ZM248 22L246 23V24H248ZM7 23V22H6ZM5 23V24H6ZM35 23V22H34ZM94 23V22H93ZM97 23V22H96ZM103 23V22H102ZM113 23V22H112ZM133 23H135V22H133ZM143 23H144V21H143ZM146 23V22H145ZM184 23V22H183ZM194 23V22H193ZM206 23V22H205ZM258 23H259V21L256 23V25H258ZM261 23V22H260ZM13 24V23H12ZM25 24V23H24ZM30 24V23H29ZM44 24V23H43ZM84 24V23H83ZM100 24V23H99ZM106 24V23H105ZM146 24H148V21H147V23ZM182 24V23H181ZM192 24V23H191ZM220 24H221V22H220ZM222 24H224L223 22H222ZM16 25H17V23H16ZM39 25V24H38ZM87 25V24H86ZM85 25V26H86ZM95 25V24H94ZM110 25V24H109ZM184 25V24H183ZM190 24H187V26H189ZM193 25V24H192ZM196 25V24H195ZM200 25V24H199ZM203 25V24H202ZM206 25V24H205ZM208 25V24H207ZM208 25V26H209ZM261 25V24H260ZM3 26V25H2ZM13 26V25H12ZM29 26V25H28ZM36 26V25H35ZM34 26V27H35ZM48 26V25H47ZM64 26V25H63ZM67 26V25H66ZM79 26V25H78ZM115 26V25H114ZM117 26V25H116ZM136 26V25H135ZM134 26V27H135ZM137 26H139V25H137ZM180 26V25H179ZM185 26H186V23H185ZM264 26V25H263ZM15 27V26H14ZM23 27H26V26H23ZM48 27H50V26H48ZM71 27V25H69V28ZM109 27V26H108ZM142 27H145V26H142ZM193 27V26H192ZM223 26H221V28H222ZM226 27V26H225ZM254 27V26H253ZM3 28H5V26L3 27ZM12 28V27H11ZM19 28V27H18ZM27 28V27H26ZM64 28V27H63ZM75 28V27H74ZM80 28V27H79ZM78 28V29H79ZM88 28V27H87ZM86 28V29H87ZM105 28V27H104ZM103 28V29H104ZM118 28V27H117ZM116 28V29H117ZM131 28V27H130ZM137 28V27H136ZM138 28H140V27H138ZM167 28V27H166ZM186 28V27H185ZM196 28V27H195ZM194 28V29H195ZM202 28V27H201ZM209 28V27H208ZM209 28V29H210ZM227 28V29H228ZM9 29V28H8ZM29 29H30V27H29ZM32 29V28H31ZM39 29H40V27H39ZM52 29H53V26H52ZM54 29H55V27H54ZM59 29V28H58ZM71 29V28H70ZM82 29V28H81ZM95 29V28H94ZM170 29V28H169ZM175 29V28H174ZM181 29H182V26H181ZM198 29V28H197ZM252 29V28H251ZM63 30V29H62ZM65 30H67V29H65ZM73 30V29H72ZM126 30H128L129 31V29H126ZM132 30V29H131ZM135 30V29H134ZM154 30V29H153ZM152 30V31H153ZM189 30V29H188ZM206 30V29H205ZM205 30H204V32H205ZM217 30V29H216ZM225 30V29H224ZM246 30V29H245ZM254 30V29H253ZM257 30H258V28H257ZM261 30V29H260ZM27 31V30H26ZM85 31V30H84ZM94 31V30H93ZM95 31H96V29H95ZM112 31V30H111ZM123 31V30H122ZM147 31V30H146ZM151 31V33L150 34H152L153 32ZM157 31V30H156ZM164 31V33H165V30H163ZM168 31V30H167ZM166 31V32H167ZM176 31H177V28H176ZM179 31V30H178ZM187 31V30H186ZM196 31V30H195ZM200 31V30H199ZM222 31H223V28H222ZM247 31H249V30H247ZM246 31V32H247ZM13 32V31H12ZM25 32V31H24ZM31 32V31H30ZM38 32V31H37ZM40 32V31H39ZM117 32V31H116ZM133 32H135V31H133ZM144 32H145V30H144ZM160 32H162L161 30H160ZM160 32H159V34H160ZM197 32H198V30H197ZM219 32H221V30L219 31ZM0 33H2V32H0ZM11 33V32H10ZM19 33H21V32H19ZM46 33V32H45ZM60 33V32H59ZM62 34H63V32H61ZM66 33V32H65ZM108 33V32H107ZM118 33V32H117ZM120 33V32H119ZM123 33V32H122ZM143 33V32H142ZM141 33V34H142ZM184 33V32H183ZM225 33H226V30H225ZM229 33V32H228ZM15 34V33H14ZM22 34H23V32H22ZM21 34V35H22ZM33 34V33H32ZM69 34H71V33H69ZM77 34V33H76ZM90 33H88V35H89ZM100 34V33H99ZM116 34V33H115ZM125 34V33H124ZM143 34H146V33H143ZM154 34V33H153ZM156 34V33H155ZM162 34V33H161ZM173 34V33H172ZM185 34V33H184ZM201 34H203V33H201ZM204 34V35H205ZM252 35L254 34V33H251ZM257 34H259V33H257ZM257 34H256V36H257ZM261 34V33H260ZM24 35V34H23ZM28 35V34H27ZM31 35V34H30ZM30 35H29V38H30ZM51 35H53L52 33H51ZM109 35V34H108ZM130 35V34H129ZM133 36H134V34H132ZM140 35V34H139ZM148 35V34H147ZM166 35V34H165ZM167 35H169L168 33H167ZM230 35V34H229ZM232 35V34H231ZM240 35V34H239ZM248 35V34H247ZM16 36H20V35H16ZM16 36L14 35V37L16 38ZM39 36V35H38ZM41 36V35H40ZM48 36V35H47ZM54 36V35H53ZM81 36V35H80ZM80 36L78 37V38H80ZM97 36V35H96ZM101 36V35H100ZM100 36H98V37H100ZM110 36V35H109ZM124 36V35H123ZM122 36V37H123ZM131 36V35H130ZM133 36L132 37H130V38H133ZM145 36V35H144ZM154 36V35H153ZM169 36H171V35H169ZM217 36V35H216ZM222 36V35H221ZM226 36L227 35H225V38H226ZM249 36H251V35H249ZM255 36V37H256ZM4 37H5V35H4ZM43 37V36H42ZM49 37V36H48ZM52 37V36H51ZM57 37V36H56ZM56 37H53V38H56ZM60 37V36H59ZM62 37V36H61ZM65 37V36H64ZM64 37H62V38H64ZM71 37V36H70ZM74 37V36H73ZM84 37V36H83ZM86 37V36H85ZM90 37H93V35L91 36L90 35ZM89 37V38H90ZM135 37H137V36H135ZM143 37V36H142ZM149 37V36H148ZM197 37V36H196ZM224 37V36H223ZM229 37V36H228ZM233 37V36H232ZM246 37H248V36H246ZM263 37V36H262ZM12 38V37H11ZM25 38H26V34H25ZM52 38V39H53ZM82 38V37H81ZM101 38V37H100ZM110 38V37H109ZM157 38V37H156ZM155 38V39H156ZM184 38V37H183ZM13 39V38H12ZM12 39H10V40H12ZM19 39H20V37H19ZM18 39V40H19ZM22 39V38H21ZM28 39V38H27ZM32 39V38H31ZM38 39V38H37ZM50 39V38H49ZM67 39H70V38H66V42H67ZM74 39V38H73ZM83 39V38H82ZM106 39H107V37H106ZM115 39V38H114ZM122 39V38H121ZM142 39V38H141ZM144 39V38H143ZM147 39V38H146ZM159 39V38H158ZM157 39V40H158ZM217 39H219V37L217 38ZM242 39V38H241ZM240 39V40H241ZM249 39H250V37H249ZM1 40V39H0ZM4 40H6V37H5V39ZM15 40V39H14ZM13 40V41H14ZM30 40V39H29ZM41 40V39H40ZM54 40V39H53ZM57 40H59V39H57ZM63 40V39H62ZM96 40V39H95ZM99 40V39H98ZM109 40V39H108ZM113 40V39H112ZM119 40V39H118ZM117 40V41H118ZM131 40V39H130ZM145 40V39H144ZM143 40V41H144ZM148 40V39H147ZM153 40V39H152ZM220 40H221V38H220ZM232 40V39H231ZM255 40V39H254ZM258 40H259V38H258ZM7 41H9V40H7ZM35 41V40H34ZM42 41V40H41ZM69 41V40H68ZM74 41V40H73ZM92 41V40H91ZM107 41V40H106ZM115 41H116V39H115ZM122 41V40H121ZM160 41H162V40H160ZM159 41V42H160ZM236 41V40H235ZM239 41V40H238ZM245 41H246V39H245ZM253 41V40H252ZM252 41H251V43H252ZM12 42V41H11ZM38 42V41H37ZM49 42V41H48ZM58 42V41H57ZM60 42V41H59ZM78 42H79V40H78ZM93 42H95V41H93ZM105 42V41H104ZM108 42V41H107ZM131 42V41H130ZM146 42V41H145ZM152 42V41H151ZM156 42V41H155ZM159 42H158V45H161V44H159ZM224 42H225V40H224ZM226 42H227V40H226ZM249 42V41H248ZM248 42H246V43H248ZM256 42H258V41H256ZM262 42H263V40H262ZM262 42H260L261 44H262ZM5 43V42H4ZM3 43V44H4ZM16 43V42H15ZM23 43V42H22ZM25 43V42H24ZM23 43V44H24ZM49 43H51V42H49ZM55 43V42H54ZM92 43V42H91ZM109 43V42H108ZM124 43H126L125 41H124ZM137 43V42H136ZM148 43V42H147ZM153 43V42H152ZM181 43V42H180ZM227 43H229V42H227ZM235 43V42H234ZM245 43V44H246ZM16 44H18V43H16ZM41 44H42V42H41ZM45 44V43H44ZM59 44H61V43H59ZM70 44H71V40H70ZM96 44V43H95ZM119 44V43H118ZM117 44V45H118ZM133 44H135V43H133ZM140 44V43H139ZM156 44V43H155ZM249 44V43H248ZM257 44V43H256ZM255 44V45H256ZM261 44H259L260 46H262ZM1 45V44H0ZM5 45V44H4ZM11 45V44H10ZM13 45V44H12ZM35 45V44H34ZM38 45V44H37ZM108 45V44H107ZM126 45V44H125ZM149 45V44H148ZM180 45V44H179ZM228 45H230V44H228ZM233 46H234V44H232ZM23 46V45H22ZM48 46V45H47ZM47 46H46V48H47ZM76 46H78V45H76ZM115 46V45H114ZM122 46H123V44H122ZM130 46V45H129ZM142 46V45H141ZM162 46V45H161ZM226 46V45H225ZM249 46H252V45H249ZM264 46V45H263ZM15 47V46H14ZM17 47V46H16ZM33 47V46H32ZM35 47V46H34ZM39 47V46H38ZM81 47V46H80ZM80 47H78V48H80ZM94 47V46H93ZM110 47V46H109ZM117 47V46H116ZM115 47V48H116ZM120 47V46H119ZM118 47V48H119ZM140 47V46H139ZM155 47V46H154ZM156 47H158V46H156ZM226 47H228V46H226ZM230 47V46H229ZM232 47V46H231ZM253 47V46H252ZM6 48V47H5ZM9 48V47H8ZM11 48H13V47H11L10 46V48L9 49H11ZM19 48V47H18ZM37 48V47H36ZM70 48V47H69ZM86 48H88V47H86ZM90 48H91V45H90ZM89 48V49H90ZM96 48V47H95ZM117 48V49H118ZM121 48V47H120ZM119 48V49H120ZM126 48H127V46H126ZM130 48V47H129ZM132 48V47H131ZM151 48H153L152 46H151ZM238 48V47H237ZM241 48H242V46H241ZM240 48V49H241ZM251 47H249V49H250ZM253 48H255V47H253ZM259 48H262V47H259ZM258 48V49H259ZM7 49V48H6ZM20 49V48H19ZM24 49V48H23ZM50 49V48H49ZM110 49H111V47H110ZM113 49H114V47H113ZM122 49V48H121ZM143 49V48H142ZM179 49V48H178ZM177 49V50H178ZM181 49V48H180ZM222 49H224L223 47H222ZM16 50H17V48H16ZM48 50V49H47ZM56 50V49H55ZM85 50V49H84ZM98 50V49H97ZM124 50V49H123ZM123 50H122V52H123ZM135 50V49H134ZM149 50V49H148ZM176 50V51H177ZM230 50V49H229ZM235 50V49H234ZM237 50H239V49H237ZM261 50H263V49H261ZM14 51V50H13ZM29 51V50H28ZM54 51V50H53ZM110 51V50H109ZM111 51H112V49H111ZM114 51V50H113ZM140 51V50H139ZM146 51V50H145ZM160 51V50H159ZM166 51V50H165ZM180 51V50H179ZM225 51H228V50H225ZM243 51V50H242ZM256 51H257V49H256ZM2 52V51H1ZM4 52V51H3ZM15 52H17V51H15ZM19 53H20V51H18ZM39 52V51H38ZM125 52V51H124ZM142 52H144V51H142ZM153 52V51H152ZM229 52V51H228ZM237 52V51H236ZM239 52V51H238ZM248 52V51H247ZM251 53H253L254 51H250ZM261 52V51H260ZM6 53V52H5ZM7 53H9V52H7ZM13 53V52H12ZM26 53V52H25ZM24 53V54H25ZM29 54H30V52H28ZM115 53V52H114ZM176 53V52H175ZM227 53V52H226ZM234 53V52H233ZM244 53V52H243ZM246 53V52H245ZM244 53V54H245ZM258 53H259V50H258ZM262 53V52H261ZM264 53V52H263ZM4 54V53H3ZM27 54V53H26ZM38 54V53H37ZM40 54V53H39ZM46 54V53H45ZM44 54V55H45ZM112 54V53H111ZM121 54H123V53H121ZM144 54V53H143ZM142 54V55H143ZM231 54V53H230ZM249 54V53H248ZM255 54V53H254ZM15 55V54H14ZM116 55V54H115ZM125 55V54H124ZM139 55H141L140 53H132L128 58H127V60L128 59H130V58H132V59H134V58H136V57H138ZM175 55V54H174ZM226 55V54H225ZM228 55V54H227ZM226 55V56H227ZM235 55V54H234ZM256 55V54H255ZM22 56V55H21ZM32 56V55H31ZM85 56H87V54L85 55ZM89 56V55H88ZM113 56V55H112ZM153 56V55H152ZM160 56V55H159ZM173 56V55H172ZM231 56V55H230ZM253 56V55H252ZM1 57V56H0ZM36 57H38L37 55H36ZM35 57V58H36ZM120 57H122V56H120ZM171 57V56H170ZM234 57V56H233ZM251 57V56H250ZM5 58V57H4ZM26 58V57H25ZM30 58V57H29ZM45 58H47V57H45ZM169 58V57H168ZM253 58V57H252ZM259 58V57H258ZM260 58H261V56H260ZM15 59H17V58H15ZM14 59V60H15ZM49 59V58H48ZM91 59V58H90ZM89 59V60H90ZM117 59V58H116ZM137 59V58H136ZM162 59V58H161ZM170 59V58H169ZM226 59V58H225ZM229 59V58H228ZM243 59H245V58H243ZM5 60V59H4ZM27 60V59H26ZM35 60V59H34ZM37 60V59H36ZM42 60V59H41ZM124 60V59H123ZM135 60V59H134ZM134 60H131V61H133L134 62ZM140 60V59H139ZM148 60H150V59H148ZM165 60V59H164ZM227 60V59H226ZM242 60V59H241ZM247 60V59H246ZM258 60V59H257ZM7 61V60H6ZM5 61V62H6ZM22 61V60H21ZM28 61V60H27ZM29 61H30V59H29ZM28 61V62H29ZM52 61V60H51ZM77 61V60H76ZM115 61H117V60H115ZM121 61V60H120ZM252 61H254V60H252ZM256 61V60H255ZM259 61H261V60H259ZM258 61V62H259ZM263 61V60H262ZM1 62V61H0ZM8 62V61H7ZM37 62V61H36ZM36 62H34V63H36ZM64 62V61H63ZM84 62V61H83ZM108 62V61H107ZM166 62V61H165ZM224 62V61H223ZM227 62V61H226ZM247 62V61H246ZM33 63V62H32ZM78 63V62H77ZM76 63V64H77ZM111 63V62H110ZM115 63V62H114ZM113 63V64H114ZM128 63V62H127ZM185 63H186V65H185ZM248 63H250V62H248ZM261 63H263V62H261ZM260 63V64H261ZM7 64V63H6ZM10 64V63H9ZM14 64H15V62H14ZM45 64V63H44ZM62 64V63H61ZM80 64V63H79ZM81 64H83V63H81ZM112 64V65H113ZM116 64V63H115ZM119 64V63H118ZM153 64V63H152ZM238 64H241V63H239V61L237 62V60H236V62L234 61V60H231L229 63H228V65H227V70H226V73H225V75L221 78L222 79V81H223V84L225 85L226 84V87H227V84H230V83H228V81L227 80H230V81H232L231 83L232 84H235L236 86H238V88H239V86L240 85H242V84H244V83H248V80H249V74H248V70H249V65H247V64H245V62H243V65L241 64V66L240 67H237V66H239ZM256 64V63H255ZM258 64V63H257ZM3 65H5V64H3ZM51 65V64H50ZM68 65V64H67ZM111 65V66H112ZM122 65V64H121ZM127 65V64H126ZM149 65H151V64H149ZM13 66V65H12ZM22 66H24V65H22ZM43 66V65H42ZM70 66V65H69ZM76 66H78V65H76ZM83 66V65H82ZM81 66V67H82ZM114 66V65H113ZM112 66V67H113ZM124 66V65H123ZM129 65H127V67H128ZM131 66V65H130ZM135 66H137V65H135ZM142 66V65H141ZM263 66V65H262ZM25 67V66H24ZM36 67V66H35ZM62 67H64V66H62ZM73 67V66H72ZM71 67V68H72ZM84 67V66H83ZM88 67V66H87ZM112 67H109V68H112ZM132 67V66H131ZM143 67V66H142ZM235 67H237V68H235ZM252 68H253V66H251ZM255 67V66H254ZM259 68H260V66H258ZM257 66H256V69L258 68ZM19 68V67H18ZM46 68V67H45ZM77 68H80V65L77 67ZM123 68V67H122ZM154 68V67H153ZM154 68V69H155ZM258 68V70H260ZM263 68V67H262ZM88 69H89V67H88ZM91 69V68H90ZM89 69V70H90ZM131 69V68H130ZM129 69V70H130ZM139 69V68H138ZM224 69V68H223ZM2 70V69H1ZM0 70V71H1ZM28 70V69H27ZM80 70V69H79ZM78 70V71H79ZM82 70V69H81ZM87 70V69H86ZM85 70V71H86ZM113 70H115V69H113ZM222 70V69H221ZM220 70V71H221ZM4 71V70H3ZM20 71V70H19ZM40 71V70H39ZM46 71V70H45ZM59 71V70H58ZM69 71V70H68ZM71 71V70H70ZM77 71V70H76ZM151 70H149V72H150ZM257 71V70H256ZM2 72V71H1ZM67 72V71H66ZM74 72V71H73ZM73 72H71L72 74H73ZM110 72V71H109ZM117 72V71H116ZM126 72V71H125ZM129 72V71H128ZM127 72V73H128ZM153 72H155V71H153ZM184 72V71H183ZM186 72V71H185ZM219 72V71H218ZM262 72H263V70H262ZM21 73V72H20ZM32 73V72H31ZM77 73V72H76ZM86 73V72H85ZM90 73V72H89ZM157 73V72H156ZM189 73V74H190ZM199 73V72H198ZM253 73V72H252ZM251 73V74H252ZM256 73V72H255ZM6 74V73H5ZM27 74V73H26ZM42 74V73H41ZM68 74V73H67ZM78 74V73H77ZM82 74V73H81ZM81 74H80V76H81ZM91 74V73H90ZM112 74V73H111ZM125 74V73H124ZM250 74V75H251ZM256 74H258V72L256 73ZM9 75H10V72H9ZM61 75V74H60ZM93 75V74H92ZM151 75V74H150ZM155 75V74H154ZM188 75V74H187ZM196 75V74H195ZM220 75V74H219ZM16 76V75H15ZM63 76V75H62ZM61 76V77H62ZM70 76V75H69ZM76 76V75H75ZM74 76V77H75ZM85 76V75H84ZM94 76V75H93ZM185 76V75H184ZM193 76V75H192ZM200 76V75H199ZM253 76V75H252ZM254 76H255V74H254ZM7 77V76H6ZM10 77V76H9ZM12 77V76H11ZM33 77H35V76H33ZM60 77V76H59ZM71 77H73V76H71ZM95 77V76H94ZM116 77V76H115ZM144 77H145V75H144ZM153 77V76H152ZM190 77H191V75H190ZM190 77H188L189 78V80H191L192 78H190ZM257 77V76H256ZM22 78V77H21ZM31 78H32V76H31ZM63 78V77H62ZM80 78V77H79ZM104 78V77H103ZM142 78V77H141ZM196 78V77H195ZM194 78V79H195ZM216 78V77H215ZM215 78H213V79H215ZM252 78V77H251ZM250 78V79H251ZM258 78V77H257ZM264 78V77H263ZM263 78H261V79H263ZM2 79H3V76H2ZM34 79H36V78H34ZM38 79V78H37ZM61 79V78H60ZM59 79V80H60ZM64 79V78H63ZM75 79H76V77H75ZM81 79H83V78H81ZM121 79V78H120ZM145 79V78H144ZM197 79V78H196ZM198 79H199V77H198ZM220 79V80H221ZM260 79V80H261ZM19 80V79H18ZM32 80V79H31ZM110 80V79H109ZM141 80H143V79H141ZM140 80V81H141ZM146 80V79H145ZM258 80V79H257ZM22 81V80H21ZM72 81V80H71ZM81 81V80H80ZM88 81H90V76H89V80ZM105 80L104 79H101V78H96V79H92L91 80V84L93 85V89H95V90H97V91H104L105 90V82H104ZM108 81V80H107ZM106 81V82H107ZM140 81H138V82H140ZM197 81V80H196ZM200 81V80H199ZM219 81V80H218ZM229 81V82H230ZM4 82V81H3ZM25 82V81H24ZM29 82V81H28ZM31 82H33V81H31ZM150 82V81H149ZM211 82V81H210ZM252 82H254L253 80H252ZM252 82H251V84H252ZM257 82V81H256ZM22 83V82H21ZM34 83V82H33ZM36 83H37V81H36ZM60 83V82H59ZM62 84L61 85H63V82H61ZM65 83V82H64ZM75 83V82H74ZM83 83H84V81H83ZM133 83H135V82H133ZM148 83V82H147ZM188 83V82H187ZM187 83H185V84H187ZM191 83V82H190ZM193 83H194V81H193ZM213 83V82H212ZM259 83V82H258ZM14 84V83H13ZM16 84V83H15ZM20 84V83H19ZM79 84V83H78ZM81 84V83H80ZM86 84H87V81H86ZM90 84V83H89ZM108 84V83H107ZM150 84V83H149ZM148 84V85H149ZM152 84V83H151ZM154 84V85H155ZM196 84V83H195ZM194 84V85H195ZM217 84H219V82L217 83ZM222 84V83H221ZM220 84V85H221ZM257 84V83H256ZM3 85H7L6 83H4ZM27 85V84H26ZM70 85V84H69ZM75 85V84H74ZM73 85V86H74ZM85 85V84H84ZM88 85V84H87ZM136 85H138V84H136ZM190 85V84H189ZM141 86V85H140ZM159 86V85H158ZM168 86H169V84H168ZM167 86V87H168ZM191 86V85H190ZM188 87V85H187V87L186 88H191V87ZM198 86V85H197ZM196 86V87H197ZM200 86V85H199ZM229 86V85H228ZM257 86V85H256ZM63 87V86H62ZM88 87V86H87ZM131 87V86H130ZM138 86H136L135 88H137ZM147 87H149V86H147ZM145 88V87H139V88H137V89H139L138 91H144L145 93H147V94H149V92H150V90L148 89V88ZM166 87V86H165ZM172 87V86H171ZM244 87H246L247 89H248V87L245 85ZM5 88V87H4ZM12 88V87H11ZM16 88V87H15ZM69 88V87H68ZM74 88V87H73ZM75 88H78V87H75ZM85 88V87H84ZM83 88V89H84ZM92 88V87H91ZM121 88V87H120ZM152 88V87H151ZM193 88V87H192ZM228 88V87H227ZM256 88V87H255ZM17 89H18V86H17ZM72 89V88H71ZM79 89V88H78ZM93 89H92V91L91 92H93ZM112 89V88H111ZM131 89V88H130ZM195 89V88H194ZM218 89V88H217ZM221 89V88H220ZM229 89V88H228ZM234 89H237V88H234ZM254 89V88H253ZM253 89H251L252 91H253ZM11 90V89H10ZM60 89L58 88V90H56V91H59ZM82 90V89H81ZM94 90V91H95ZM125 90V89H124ZM128 90V89H127ZM134 90V89H133ZM200 90V89H199ZM230 90H231V88H230ZM238 90H240V89H237L236 91H238ZM72 91V90H71ZM79 91V90H78ZM158 91V90H157ZM198 91V90H197ZM217 91V90H216ZM220 91V90H219ZM224 91V90H223ZM223 91H222V93H223ZM227 90H225L224 92H226ZM251 91V92H252ZM256 91V90H255ZM62 92V91H61ZM76 92H77V90H76ZM86 92V91H85ZM96 92V91H95ZM130 92V91H129ZM153 92V91H152ZM166 92H167V90H166ZM165 92V93H166ZM221 92V91H220ZM231 92V94H232V91H230ZM4 93V92H3ZM11 93V92H10ZM66 93H68V92H66ZM73 94H74V92H72ZM71 93V94H72ZM78 93V92H77ZM99 93H101V92H99ZM104 94L106 93V92H103ZM111 93V92H110ZM109 93V94H110ZM128 93V92H127ZM154 93V92H153ZM152 93V94H153ZM161 93V92H160ZM218 93V92H217ZM258 93V92H257ZM61 94V93H60ZM76 94V93H75ZM81 94H83V93H81ZM93 94V93H92ZM91 94V95H92ZM103 94V95H104ZM108 94V95H109ZM112 94H114L113 93V91H112ZM111 94V96L113 97V95ZM119 94V93H118ZM126 94V93H125ZM124 94V95H125ZM134 94H136V91H135V93ZM156 94V93H155ZM162 94V93H161ZM161 94H157V95H160L161 96ZM190 94H191V92H190ZM241 94V93H240ZM254 94H256V93H254ZM259 96H261V97H263L264 98V85L262 86V89L259 91ZM13 95V94H12ZM53 95H55V94H53ZM122 95H123V93H122ZM123 95V96H124ZM130 95V94H129ZM150 95V94H149ZM168 95H170V94H168ZM213 95H215V94H213ZM219 95H220V93H219ZM224 95V94H223ZM226 95H227V92H226ZM248 95V94H247ZM246 95V96H247ZM249 95H250V93H249ZM72 96H76V95H72ZM83 96V95H82ZM130 96H132V95H130ZM130 96H129V98H130ZM134 96V95H133ZM156 96V95H155ZM164 96V95H163ZM162 96V97H163ZM171 96V95H170ZM199 96V95H198ZM203 96V95H202ZM204 96H206V94L204 95ZM203 96V97H204ZM217 96V95H216ZM232 96V95H231ZM239 96V95H238ZM258 96V95H257ZM256 96V97H257ZM77 97V96H76ZM104 97V96H103ZM118 97V96H117ZM120 97V96H119ZM118 97V98H119ZM125 97H126V95H125ZM141 97V96H140ZM139 97V95H138V98H140ZM143 97V96H142ZM149 97V96H148ZM148 97H147V99H148ZM167 97V96H166ZM166 97H165V99H166ZM185 97V96H184ZM187 97V96H186ZM196 97H197V95H196ZM208 97V96H207ZM211 97H212V95H211ZM222 97V96H221ZM235 97V96H234ZM249 97V96H248ZM248 97H246V98H248ZM255 97V98H256ZM4 98V97H3ZM36 98V97H35ZM72 98V97H71ZM79 98H80V94H79ZM93 98V97H92ZM121 98V97H120ZM124 98V97H123ZM132 98V97H131ZM135 98H137V96L135 97ZM144 98V97H143ZM142 98V99H143ZM150 98V97H149ZM154 98V97H153ZM152 98V99H153ZM169 98V97H168ZM179 98V97H178ZM182 98V97H181ZM201 98V97H200ZM223 98V97H222ZM246 98H244V99H246ZM249 98H251V96L249 97ZM42 99V98H41ZM65 99H68V98H65V96H56V97H54V98H52V99H50V100H48V104H49V106H51V107H55V108H57L58 110H59V112L62 114V116L63 117H66V116H69V113L71 112V111H69L68 112V110L66 109L65 111H64V108L68 105V101L67 100H65ZM73 99V98H72ZM81 100H82V98H80ZM116 99V98H115ZM134 99V98H133ZM132 99V100H133ZM141 99V98H140ZM142 99H141V101H142ZM155 99H157V98H155ZM155 99H153L154 101H155ZM170 99H172V98H170ZM190 99H191V97H190ZM217 99V98H216ZM219 99H221V98H219ZM218 99V100H219ZM224 99V98H223ZM231 99V98H230ZM232 99H233V97H232ZM231 99V100H232ZM259 99V98H258ZM45 100V99H44ZM110 100V99H109ZM112 100V99H111ZM135 100V99H134ZM133 100V101H134ZM138 100V99H137ZM144 100H145V98H144ZM150 100V99H149ZM162 100V99H161ZM168 100V99H167ZM182 100V99H181ZM185 100V99H184ZM187 100V99H186ZM185 100V101H186ZM196 100V102H198L197 104H199V101H200V99H198V101H197V99H195ZM194 100V101H195ZM222 100V99H221ZM236 100H239V99H236ZM241 100V99H240ZM1 101V100H0ZM73 101H75V100H73ZM83 101V102H82ZM81 102L82 103H84V102H86V101H84V100H82ZM94 101H95V99H94ZM122 101V100H121ZM120 101V102H121ZM130 101V100H129ZM128 101V102H129ZM146 101V100H145ZM156 101H158V100H156ZM170 101V100H169ZM173 101H176V99L175 100H173ZM172 101V102H173ZM189 101V100H188ZM244 101V100H243ZM33 102V101H32ZM79 102V101H78ZM88 102V101H87ZM90 102H93L92 100L91 101H89V103ZM103 102H106V100L105 101H103ZM118 102V101H117ZM116 102V103H117ZM125 102H126V100H125ZM149 102V101H148ZM179 103H180V101H178ZM178 102H176V103H178ZM184 102V101H183ZM207 102V101H206ZM217 102V101H216ZM216 102H214V103H216ZM240 102V101H239ZM253 102V101H252ZM256 102V101H255ZM36 103V102H35ZM72 103V102H71ZM81 103V104H82ZM107 103V102H106ZM139 103V102H138ZM152 103V102H151ZM158 103V102H157ZM160 103V102H159ZM166 103V102H165ZM174 103V102H173ZM201 103H203V102H201ZM211 103H213L212 101H211ZM218 103V102H217ZM229 103V102H228ZM233 103H236V101H234ZM237 103H238V101H237ZM254 103V102H253ZM253 103H251V104H253ZM257 103V102H256ZM263 103H264V101H263ZM32 104H34V103H32ZM37 104V103H36ZM80 104V103H79ZM86 104H88V103H86ZM98 104V103H97ZM109 104V103H108ZM125 104H130V103H125ZM139 104H141V103H139ZM138 104V105H139ZM148 104V103H147ZM161 104V103H160ZM183 104H185V103H183ZM187 104H190V103H187ZM226 104V103H225ZM230 104V103H229ZM248 104V103H247ZM250 104V105H251ZM25 105V104H24ZM28 105H29V103H28ZM39 105V104H38ZM40 105H42V104H40ZM46 105V104H45ZM75 105H77L76 103H75ZM84 105V104H83ZM100 105V104H99ZM98 105V106H99ZM114 105H116V104H114ZM120 106H121V104H119ZM123 105V104H122ZM150 105V104H149ZM154 105V104H153ZM223 105V104H222ZM256 105V104H255ZM47 106V105H46ZM92 106V105H91ZM103 105H101V107H102ZM105 106V105H104ZM108 106V105H107ZM111 106V105H110ZM130 106V105H129ZM134 106V105H133ZM136 106V105H135ZM169 106V105H168ZM172 106V105H171ZM182 106V105H181ZM192 106V108H194L193 107V105H191ZM208 106V105H207ZM214 106V105H213ZM219 106V105H218ZM217 106V107H218ZM228 106V105H227ZM231 106V105H230ZM229 106V107H230ZM235 106V105H234ZM237 106V105H236ZM239 106V105H238ZM243 106V105H242ZM245 106V105H244ZM32 107V106H31ZM38 107V106H37ZM68 107V106H67ZM66 107V108H67ZM70 107V106H69ZM73 107V106H72ZM75 107V106H74ZM73 107V108H74ZM112 107V106H111ZM144 107V106H143ZM155 107H156V105H155ZM160 107H161V105H160ZM165 107V106H164ZM179 107V106H178ZM224 107H226L225 105H224ZM233 107V106H232ZM246 107H248V106H246ZM252 107V106H251ZM4 108V107H3ZM21 108V107H20ZM23 108V107H22ZM43 108V107H42ZM81 108H82V106H81ZM87 108V107H86ZM97 108V107H96ZM95 108V109H96ZM114 108V107H113ZM120 108V107H119ZM122 108H123V106H122ZM129 108V107H128ZM130 108H132V107H130ZM150 108V107H149ZM171 108V107H170ZM173 108V107H172ZM181 108V107H180ZM192 108H189V111H190V109H192ZM197 108V107H196ZM204 108H205V106H204ZM223 108V107H222ZM234 108V107H233ZM232 108V109H233ZM249 108V107H248ZM247 108V109H248ZM35 109V108H34ZM41 109V108H40ZM53 109V108H52ZM77 109H79V108H77ZM94 109V110H95ZM99 109V108H98ZM98 109H97V111H98ZM106 109V108H105ZM105 109H103V110H105ZM137 109H139L138 108V106H137ZM151 109V108H150ZM152 109H154V108H152ZM151 109V110H152ZM156 109V108H155ZM167 109V108H166ZM179 109V108H178ZM201 109V108H200ZM209 109V108H208ZM244 109V108H243ZM2 110V109H1ZM24 110V109H23ZM35 110H37V108L35 109ZM53 110H55V109H53ZM85 110V109H84ZM110 110H112V109H110ZM136 110V109H135ZM162 110V109H161ZM170 109H168V111H169ZM175 110V109H174ZM181 110V109H180ZM193 110V109H192ZM205 110V109H204ZM211 110V109H210ZM219 110H221V111H224L225 110V108H224V110H222V109H219ZM228 110V109H227ZM237 110H239V107H237ZM237 110H231V111H229L228 113H226V115H227V117L229 118V119H232V121H233V119H235V118H237V117H239L238 116V114L240 115V112L238 113L237 112ZM245 111H247L246 109H244ZM19 111H21V110H19ZM34 111V110H33ZM42 111H45V110H42ZM41 111V112H42ZM49 111V110H48ZM52 111V110H51ZM100 111V110H99ZM114 111V110H113ZM112 111V112H113ZM121 111V110H120ZM134 111V110H133ZM144 111H145V109H144ZM146 111H148V110H146ZM156 111V110H155ZM154 111V113H157V112H155ZM178 111V110H177ZM183 111V110H182ZM195 111V110H194ZM197 111V110H196ZM202 111V110H201ZM208 111V110H207ZM212 111H214V109L212 110ZM86 112V111H85ZM117 112V111H116ZM119 112V111H118ZM124 112V111H123ZM139 112H141V111H139ZM149 112H151V111H149ZM164 112V111H163ZM163 112H162V115H163ZM174 112V111H173ZM179 112V111H178ZM186 112V111H185ZM188 112V111H187ZM216 113H217V111H215ZM31 113H32V111H31ZM56 113H57V111H56ZM76 113V112H75ZM103 113V112H102ZM115 113V112H114ZM128 113H129V111H128ZM132 112H130V114H131ZM142 113H144V112H142ZM146 113V112H145ZM184 113V112H183ZM191 113V112H190ZM201 113H203L204 114V112H201ZM210 113V112H209ZM243 113V112H242ZM245 113V112H244ZM43 114H44V112H43ZM48 114V113H47ZM53 114V113H52ZM86 114H88V113H86ZM93 114V113H92ZM95 114H96V112H95ZM97 114H99V113H97ZM107 114V113H106ZM112 114V113H111ZM110 114V115H111ZM116 114H119V113H116ZM122 114H124V113H122ZM127 114V113H126ZM150 114V113H149ZM178 114V113H177ZM187 114V113H186ZM192 114V113H191ZM197 115H198V113H196ZM199 114H200V111H199ZM202 114V115H203ZM225 114V113H224ZM223 114V115H224ZM9 115V114H8ZM18 115V114H17ZM27 115H29V114H27ZM60 115V114H59ZM100 115H101V113H100ZM108 115V114H107ZM120 115H121V112H120ZM133 115V114H132ZM135 117H137V114L135 113ZM139 115V114H138ZM145 115H147V114H145ZM151 115V114H150ZM152 115H154V114H152ZM151 115V116H152ZM157 115V114H156ZM171 115H172V113H171ZM197 115H195V116H197ZM217 115H218V113H217ZM217 115H215V116H217ZM222 115V114H221ZM31 116V115H30ZM37 116V115H36ZM41 116V115H40ZM50 116H52V115H50ZM90 116V115H89ZM95 116H97V115H95ZM94 116V117H95ZM126 116V115H125ZM149 116V115H148ZM158 116H161V114L160 115H158ZM165 116V115H164ZM172 116H174V115H172ZM193 116V115H192ZM242 116V115H241ZM245 116V115H244ZM5 117V116H4ZM20 117V116H19ZM24 117H26V116H24ZM32 117V116H31ZM47 117V116H46ZM45 117V118H46ZM53 117V116H52ZM59 117V116H58ZM63 117H62V119H63ZM75 117V116H74ZM97 117H99V115L97 116ZM121 117V116H120ZM139 117V116H138ZM137 117V118H138ZM150 117V116H149ZM157 117V116H156ZM155 116L154 117H152V118H156ZM166 117V116H165ZM164 117V118H165ZM179 117V116H178ZM188 117V116H187ZM194 117V116H193ZM207 117H210V116H207ZM222 117V116H221ZM220 116L218 117V118H221ZM2 118V117H1ZM0 118V119H1ZM8 118V117H7ZM37 118H38V116H37ZM49 118V117H48ZM79 118V117H78ZM81 118H83V117H81ZM92 118V117H91ZM106 118V117H105ZM107 118H109L108 116H107ZM111 118H113L112 116H111ZM115 118V117H114ZM124 118V117H123ZM144 118H145V116H144ZM163 118V119H164ZM170 118V117H169ZM174 118V117H173ZM172 118V119H173ZM183 118H185V117H183ZM201 118V117H200ZM199 118V122L201 123V124H209L210 123V119L209 120H207V119H204V118H201L200 119ZM94 119V118H93ZM92 119V120H93ZM110 119V118H109ZM116 119V118H115ZM114 119V120H115ZM118 119H120V118H118ZM118 119L116 120V121H118ZM127 119H129V118H127ZM130 119H132V118H130ZM134 119V118H133ZM132 119V120H133ZM140 119H141V117H140ZM147 119V118H146ZM186 119H188V118H186ZM189 119H191V118H189ZM195 119V118H194ZM215 119V118H214ZM222 119V118H221ZM224 119V118H223ZM240 119H242V118H240ZM43 120V119H42ZM46 120V119H45ZM77 120V119H76ZM85 119L83 118V121H84ZM89 120V119H88ZM95 120V119H94ZM99 120V119H98ZM97 120V121H98ZM104 120H106V119H104ZM122 120V119H121ZM120 120V121H121ZM132 120H131V122H132ZM160 120H162V119H160ZM171 120V119H170ZM174 120H175V118H174ZM193 120V119H192ZM224 120H226V119H224ZM237 120V119H236ZM12 121H13V119H12ZM41 121V120H40ZM52 121V120H51ZM57 121V120H56ZM60 121V120H59ZM58 121V122H59ZM64 121V120H63ZM70 121V120H69ZM73 121H75L74 119H73ZM80 121V120H79ZM102 121V120H101ZM108 121V120H107ZM128 121V120H127ZM137 121V120H136ZM135 121V122H136ZM163 121V120H162ZM166 121V120H165ZM185 121V120H184ZM214 121H217V120H214ZM235 121V120H234ZM233 121V122H234ZM14 122V121H13ZM26 122V121H25ZM28 122V121H27ZM36 122V121H35ZM38 122V121H37ZM50 122V121H49ZM70 122H72V121H70ZM90 122V121H89ZM94 122V121H93ZM100 122V121H99ZM105 122V121H104ZM103 122V123H104ZM111 122H113V120H111L110 121V124H111ZM123 122V121H122ZM130 122V121H129ZM146 122H147V120H146ZM148 122H150V120L148 121ZM153 122V121H152ZM157 122V121H156ZM173 122V121H172ZM175 122V121H174ZM185 122H187V120L185 121ZM184 122V123H185ZM228 122V121H227ZM239 122V121H238ZM10 123V122H9ZM12 123V122H11ZM30 123H31V121H30ZM74 123H77V121L76 122H74ZM114 123V122H113ZM117 123V122H116ZM115 123V124H116ZM125 123V122H124ZM127 123V122H126ZM166 123V122H165ZM169 123H171V122H169ZM168 123V124H169ZM179 123V122H178ZM194 123V122H193ZM200 123H198V125L200 124ZM221 123H224V122H222V120H221ZM230 123V122H229ZM237 123V122H236ZM242 125L245 127V126H247L248 124L250 125V126H252V127H263V129H264V106H256V108H252V109H250L249 110V112L247 113V115L243 118V120H242ZM15 124V123H14ZM24 124V123H23ZM22 124V125H23ZM27 124V123H26ZM32 124V123H31ZM37 124V123H36ZM61 124V123H60ZM59 124V125H60ZM69 124V123H68ZM72 124V123H71ZM79 124V123H78ZM77 124V125H78ZM81 124V123H80ZM88 125L89 123H85L84 125ZM105 124H106V122H105ZM133 124V123H132ZM146 124H149V123H146ZM161 124V123H160ZM168 124H167V126H168ZM172 124V123H171ZM173 124H175V123H173ZM180 124V123H179ZM186 124V123H185ZM214 124V123H213ZM1 125V124H0ZM40 125V124H39ZM46 125V124H45ZM45 125H43L42 127L44 128V126ZM48 125V124H47ZM66 125V124H65ZM75 125V124H74ZM86 125V126H87ZM94 125H95V123H94ZM99 125V124H98ZM107 125H108V123H107ZM119 126H120V124H118ZM123 124H121V126H122ZM126 125V124H125ZM135 125V124H134ZM136 125H138V124H136ZM143 125V124H142ZM156 125V124H155ZM176 125V124H175ZM181 125V124H180ZM218 125H219V123H218ZM231 125V124H230ZM235 125V124H234ZM248 125V126H249ZM30 126V125H29ZM35 126V125H34ZM56 126V125H55ZM58 126V125H57ZM85 126V127H86ZM119 126H117V128L119 127ZM120 126V127H121ZM148 126H150V125H148ZM157 126V125H156ZM170 126V125H169ZM169 126H168V128H169ZM200 126V125H199ZM204 126V125H203ZM233 125H231L230 127H232ZM0 127H2V126H0ZM9 127V126H8ZM27 127V126H26ZM47 127V126H46ZM46 127H45V129H46ZM63 127V126H62ZM62 127H59L60 129L62 128ZM71 128H72V126H70ZM76 127V126H75ZM78 127V126H77ZM92 127V126H91ZM95 126H93V128H94ZM96 127H98V126H96ZM109 127V126H108ZM125 127V126H124ZM127 127V126H126ZM125 127V128H126ZM157 127H159V126H157ZM166 127V126H165ZM165 127H163L162 126V128H165ZM178 127H180V126H178ZM177 127V128H178ZM202 127V126H201ZM224 127V126H223ZM25 128V127H24ZM42 128V129H43ZM58 128V127H57ZM65 128V127H64ZM74 128V127H73ZM99 128V127H98ZM113 128V127H112ZM130 128V127H129ZM138 127H136V129H137ZM161 128V127H160ZM172 128H174L173 126H172ZM182 128H184V127H182ZM196 128V127H195ZM199 128V127H198ZM209 129H210V127H208ZM235 128V127H234ZM239 128H240V126H239ZM33 129V128H32ZM70 129V128H69ZM83 129V128H82ZM88 129V128H87ZM86 129V130H87ZM91 129V128H90ZM124 129V128H123ZM135 129V128H134ZM140 130H141V128H139ZM143 129H145L144 127H143ZM167 129V128H166ZM190 129V128H189ZM194 129V128H193ZM214 129V128H213ZM221 129V128H220ZM244 129V128H243ZM249 129V128H248ZM22 130V129H21ZM49 130V129H48ZM50 130H51V128H50ZM53 130H54V128H53ZM56 130V129H55ZM71 130V129H70ZM78 130V129H77ZM85 129H84V131H86ZM93 130V129H92ZM102 130V129H101ZM110 130H111V128H110ZM113 130V129H112ZM146 130H148V129H146ZM152 130V129H151ZM165 130V129H164ZM173 130V129H172ZM191 130V129H190ZM219 130V129H218ZM246 130V129H245ZM244 130V131H245ZM253 130H254V128H253ZM12 131H14V129L12 130ZM29 131V130H28ZM38 131V130H37ZM80 131H81V129H80ZM83 131V132H84ZM95 131V130H94ZM121 131V130H120ZM120 131H119V133L118 134H120ZM126 131V130H125ZM124 131V132H125ZM158 132H159V130H157ZM168 131V130H167ZM175 131H177V130H175ZM185 131V130H184ZM208 131V130H207ZM223 131V130H222ZM238 131V130H237ZM240 131V130H239ZM243 131V130H242ZM241 131V132H242ZM33 132V131H32ZM45 132V131H44ZM55 131H53V133H54ZM58 133H59V129H58V131H57ZM62 132V131H61ZM69 132V131H68ZM77 133L79 132V131H76ZM82 132V131H81ZM96 132H98V131H96ZM101 132H103V131H101ZM105 132H108V131H105ZM104 132V133H105ZM115 132V131H114ZM113 132V133H114ZM150 132V131H149ZM203 132H205L206 133V131H203ZM214 132V131H213ZM224 132V131H223ZM257 132V131H256ZM262 132V131H261ZM1 133V132H0ZM26 133V132H25ZM30 133V132H29ZM57 133V134H58ZM110 133V132H109ZM127 133H129V132H127ZM127 133H125V134H127ZM138 133H139V131H138ZM142 133V132H141ZM140 133V134H141ZM144 133V132H143ZM142 133V134H143ZM147 133V132H146ZM164 133V132H163ZM177 133V132H176ZM209 133V132H208ZM220 133V132H219ZM235 133V132H234ZM243 133V132H242ZM259 133V132H258ZM257 133V134H258ZM2 134H4V133H2ZM52 134V133H51ZM56 134V133H55ZM62 134V133H61ZM68 134V133H67ZM87 134H89V133H87ZM91 134V133H90ZM101 134V133H100ZM125 134H123V135H125ZM156 134V133H155ZM168 134V133H167ZM166 134V135H167ZM213 134V133H212ZM228 134V133H227ZM230 134V133H229ZM237 134V133H236ZM239 134H240V132H239ZM245 134V133H244ZM25 135V134H24ZM28 135V134H27ZM33 135V134H32ZM41 135V134H40ZM71 135V134H70ZM73 135V134H72ZM78 135V134H77ZM79 135H81V134H79ZM82 135H84V134H82ZM81 135V136H82ZM92 135V134H91ZM94 135H95V133H94ZM110 135V134H109ZM115 135V134H114ZM128 135H130V137H132L133 136V134H132V136H131V134H128ZM169 135V134H168ZM189 135V134H188ZM197 135H198V133H197ZM202 135V134H201ZM207 135V134H206ZM205 135V136H206ZM23 136V135H22ZM42 136V135H41ZM40 136V137H41ZM110 136H112V135H110ZM159 136V135H158ZM162 136H165V134H163ZM184 136V135H183ZM204 136V137H205ZM209 136V135H208ZM238 136V135H237ZM236 136V137H237ZM25 137V136H24ZM28 137V136H27ZM31 137V136H30ZM43 137V136H42ZM66 137V136H65ZM73 137H75V135L73 136ZM88 137V136H87ZM96 137V136H95ZM105 137H106V135H105ZM136 137V136H135ZM139 137V136H138ZM160 137V136H159ZM223 137V136H222ZM226 137V136H225ZM230 137V136H229ZM246 137V136H245ZM5 138V137H4ZM32 138H34V137H32ZM59 138V137H58ZM57 138V139H58ZM61 138V137H60ZM72 138V137H71ZM86 138V137H85ZM85 138H84V140H85ZM103 138V137H102ZM114 138V137H113ZM146 139H148V142H151V143H157L158 141H159V138L157 137V135L155 136V135H147L146 137H145ZM167 138V137H166ZM177 138V137H176ZM186 138V137H185ZM191 138H193V137H191ZM191 138H190V140L189 141H191ZM213 138V137H212ZM211 138V139H212ZM221 138V137H220ZM1 139V138H0ZM25 139V138H24ZM23 139V140H24ZM35 139H36V137H35ZM42 139V138H41ZM45 139H46V137H45ZM54 139V138H53ZM63 139V138H62ZM74 139V138H73ZM76 139H80L79 138V136H78V138H76ZM82 139V138H81ZM110 139H112V137L111 138H109V140ZM118 139H120L119 138V136H118ZM135 139V138H134ZM137 139V138H136ZM142 139V138H141ZM164 140H165V137L163 138ZM168 139V138H167ZM179 139V138H178ZM199 139H201V138H199ZM229 139V138H228ZM20 140V139H19ZM50 140V139H49ZM65 140V139H64ZM70 140V139H69ZM95 140V139H94ZM97 140V139H96ZM101 140H103V139H101ZM116 140V139H115ZM168 140H170V138L168 139ZM183 140H184V138H183ZM207 140V139H206ZM236 140V139H235ZM0 141H2V140H0ZM34 141V140H33ZM44 141V140H43ZM56 141V140H55ZM73 141V140H72ZM87 141H89V139L87 140ZM91 141H93V140H91ZM91 141H89V142H91ZM105 141V140H104ZM128 141V140H127ZM134 141H136V140H134ZM140 141V140H139ZM141 141H143V140H141ZM173 141V140H172ZM201 141V140H200ZM212 141V140H211ZM214 141V140H213ZM238 141V140H237ZM51 142V141H50ZM62 142V141H61ZM84 141H82V143H83ZM96 142V141H95ZM115 142V141H114ZM118 142V141H117ZM164 142V141H163ZM187 142V141H186ZM192 142V143H191ZM190 142V144L192 145L193 144V139H192V141ZM204 142V141H203ZM216 142V141H215ZM215 142H214V144H215ZM226 142V141H225ZM233 142V141H232ZM239 142V141H238ZM241 142V141H240ZM24 143V142H23ZM42 143V142H41ZM69 143H71V141L69 142ZM73 143V142H72ZM71 143V144H72ZM85 143V142H84ZM83 143V144H84ZM88 143V142H87ZM106 143V142H105ZM108 143V142H107ZM110 143V142H109ZM113 143V142H112ZM119 143V142H118ZM127 144H128V142H126ZM135 143V142H134ZM139 143V142H138ZM159 143H161V142H159ZM166 143V142H165ZM165 143H163V145L165 144ZM169 143H172V142H169ZM178 143V142H177ZM177 143H175L176 145H177ZM221 143V142H220ZM31 144V143H30ZM89 144V143H88ZM120 144V143H119ZM118 144V145H119ZM144 143H142V145H143ZM175 144H173L174 146H176ZM188 144H189V142H188ZM230 144V143H229ZM245 144V143H244ZM25 145V144H24ZM50 145V144H49ZM73 145V144H72ZM72 145H70V147L72 146ZM80 145V144H79ZM91 145V144H90ZM95 145V144H94ZM104 145V144H103ZM115 145V144H114ZM122 145V144H121ZM131 145V144H130ZM129 145V146H130ZM157 145H158V143H157ZM169 145V144H168ZM172 145V144H171ZM172 145V146H173ZM181 145V144H180ZM196 145V144H195ZM204 145V144H203ZM215 145H217V144H215ZM214 145V146H215ZM224 145H225V143H224ZM81 146V145H80ZM83 146V145H82ZM86 146V145H85ZM93 146V145H92ZM97 146H100L99 144L97 145ZM109 146V145H108ZM107 146V147H108ZM112 146V145H111ZM110 146V147H111ZM137 146V145H136ZM149 147H151L150 146V144L148 145ZM156 146V145H155ZM159 146H160V144H159ZM165 146H167V145H165ZM184 146H186V143L184 144ZM193 146V145H192ZM191 146V147H192ZM205 146V145H204ZM206 146H208V144L206 145ZM210 146V145H209ZM208 146V147H209ZM236 146V145H235ZM60 147V146H59ZM76 147V145L74 146V148ZM106 147V148H107ZM132 147V146H131ZM139 147H141V145H139ZM146 148H148L147 147V145L145 146ZM156 147H158V146H156ZM171 147V146H170ZM169 147V148H170ZM190 147V148H191ZM195 147V146H194ZM217 147V146H216ZM224 147V146H223ZM231 147V146H230ZM229 147V149H227V148H223L222 150H221V148H220V150H218V154H216V155H213V156H211L209 159H207V160H205V161H203V163H201V164H199V165H197V166H195L194 167V177H195V186H196V188L197 189H199L201 192H202V196L201 197H203V200H202V202H199L197 205H195V206H192V207H189V208H187L186 209V213H187V215H188V217L193 221V223L195 224V229H194V232H192V234H188V233H186L185 234V232H181L182 234H180L179 236H178V238L176 239V241H175V248L174 249H169V247L167 248V247H159L158 249H157V251L159 252V258L158 259H155V260H150L148 263H146V264H186V262H187V257H186V254H185V252H184V247H185V243H190V242H193L192 240H193V236L196 234V233H200L201 231H203V229H204V224L206 225L207 224V229H211L212 227H213V224H214V222L217 220V218H220V216L221 215H223V217H224V214H226V218H227V223L225 224L226 225V227L228 228V229H230V228H232L233 226H235L236 224H238V220H239V214H238V206L241 204V202L243 201H241V197L243 196V195H245V194H247L248 195V197L247 198H249V197H251L252 199H254V198H262V200L264 199V195H263V193H259V191H251L249 188H248V185H250L252 182H260L259 180L263 177L264 178V135H262L261 134V136L259 135V136H257V137H254L253 139H251L243 148H238V147H236V148H230ZM26 148V147H25ZM56 148V147H55ZM95 148V147H94ZM112 148H113V146H112ZM112 148H111V150H112ZM121 148V147H120ZM123 148V147H122ZM130 148V147H129ZM133 148H134V146H133ZM136 148H138V147H136ZM142 148V147H141ZM153 148V147H152ZM155 148V147H154ZM153 148V149H154ZM169 148H166V149H169ZM196 148H198V146L196 147ZM201 148V147H200ZM210 148V147H209ZM44 149H45V147H44ZM50 149V148H49ZM57 149H59V151H60V148H57ZM56 149V150H57ZM79 149V148H78ZM85 149V148H84ZM104 149V148H103ZM109 149V148H108ZM107 149V150H108ZM124 149V148H123ZM126 149V148H125ZM161 149V148H160ZM189 149V148H188ZM22 150V149H21ZM26 150H28L27 148H26ZM32 150H33V148H32ZM64 150V149H63ZM117 150V149H116ZM131 150V149H130ZM138 150H139V148H138ZM137 149H136V151L137 152H140V151H138ZM155 150V149H154ZM157 150V149H156ZM172 150V149H171ZM179 150V149H178ZM183 150V149H182ZM210 150V149H209ZM217 150V149H216ZM34 151H36V150H34ZM47 151V150H46ZM46 151H45V153H46ZM49 151V150H48ZM102 151V150H101ZM105 151V150H104ZM110 151V150H109ZM120 151V150H119ZM131 151H133V149L131 150ZM143 151V150H142ZM147 151V150H146ZM150 151H152V150H150L149 149V151H147V152H150ZM160 151V150H159ZM173 151V150H172ZM172 151H170V153L172 154ZM177 151V150H176ZM186 151V150H185ZM189 151V150H188ZM194 151V150H193ZM213 151V150H212ZM1 152V151H0ZM11 152V151H10ZM31 152V151H30ZM30 152H28V153H30ZM64 152V151H63ZM80 152V151H79ZM84 152V151H83ZM94 152V151H93ZM107 151H105V153H106ZM112 152V151H111ZM116 152V151H115ZM122 152V151H121ZM130 152V151H129ZM137 152H135V153H137ZM156 152V151H155ZM175 152V151H174ZM184 152V151H183ZM190 152V151H189ZM188 152V153H189ZM27 153V154H28ZM43 153V152H42ZM41 153V154H42ZM51 153V152H50ZM87 153H89V152H87ZM128 152L126 151V154H127ZM134 153V152H133ZM133 153H132V155H133ZM160 153V152H159ZM159 153H158V155H159ZM163 153V152H162ZM186 153V152H185ZM194 153V152H193ZM197 153V152H196ZM206 153V152H205ZM211 153V152H210ZM214 153V152H213ZM26 154V155H27ZM40 154V155H41ZM52 154H53V152H52ZM59 154V153H58ZM73 154V153H72ZM79 154H81V153H79ZM95 154H96V152H95ZM94 153L92 154H90V156L91 155H93V157H94V155H95ZM100 154V153H99ZM111 154H114V153H111ZM116 154H117V152H116ZM119 154V153H118ZM123 154V153H122ZM125 154V153H124ZM140 154V153H139ZM138 154V155H139ZM142 154H144L145 155V153H144V151H143V153ZM154 154V153H153ZM161 154V153H160ZM176 154V153H175ZM174 154V155H175ZM190 154H192V153H190ZM66 155V154H65ZM82 155V154H81ZM86 155V154H85ZM88 155V154H87ZM98 155V154H97ZM103 155V154H102ZM106 155V154H105ZM131 155V154H130ZM158 155H156V156H158ZM164 155V154H163ZM166 155V154H165ZM180 155H182V154H180ZM38 156V155H37ZM52 156V155H51ZM69 156V155H68ZM79 156V155H78ZM89 156V155H88ZM99 156H101V154L99 155ZM112 156V155H111ZM110 155H109V157H111ZM114 156H116V155H114ZM125 156H127V155H125ZM129 156V155H128ZM135 156V155H134ZM150 156H152L151 154H150ZM155 156V157H156ZM161 156V155H160ZM64 157V156H63ZM70 157V156H69ZM85 157V156H84ZM92 157V158H93ZM96 157V156H95ZM108 157V158H109ZM119 157V156H118ZM133 157V156H132ZM138 157V156H137ZM165 157V156H164ZM167 157H169V156H167ZM172 157H173V155H172ZM182 157V156H181ZM184 157H186V156H184ZM183 157V158H184ZM192 157V156H191ZM195 157H196V155H195ZM207 157V156H206ZM43 157H41V159H42ZM60 158V157H59ZM73 158H75V157H73ZM129 158V157H128ZM131 158V157H130ZM143 158V157H142ZM144 158H146V157H144ZM148 158V157H147ZM160 157H158V159H159ZM197 158V157H196ZM205 158V157H204ZM230 158H234L232 161H229L228 159H230ZM32 159H34V158H32ZM31 159V160H32ZM44 159V158H43ZM54 159V161H56L55 160V158H53ZM68 159V158H67ZM82 159V158H81ZM85 159V158H84ZM86 159H87V157H86ZM102 159V158H101ZM109 159H111V158H109ZM122 159V158H121ZM120 159V160H121ZM133 159H135L134 157H133ZM165 159H166V157H165ZM169 159V158H168ZM173 159V158H172ZM171 159V160H172ZM174 159H175V163L176 164H178L179 163V158H178V155H176L175 157H174ZM180 159H182V158H180ZM192 159V158H191ZM190 159V160H191ZM50 160V159H49ZM48 160V161H49ZM76 160V159H75ZM94 160H95V158H94ZM98 160H99V158H98ZM105 160V159H104ZM112 160H114L113 159V157H112ZM129 160H131V159H129ZM138 160H139V158H138ZM148 160V159H147ZM146 160V161H147ZM160 160V159H159ZM170 160V161H171ZM198 160V159H197ZM0 161H1V159H0ZM20 161V160H19ZM72 161V160H71ZM103 161V160H102ZM111 161V160H110ZM117 161V160H116ZM115 161V162H116ZM119 161V160H118ZM123 161H124V158H123ZM151 161V160H150ZM155 161V160H154ZM161 161V160H160ZM164 161V160H163ZM169 161V162H170ZM34 162H36V161H34ZM38 162V161H37ZM66 162H67V160H66ZM96 162H99V161H97L96 160ZM101 162V161H100ZM105 162H107V160L105 161ZM109 162V161H108ZM132 162V161H131ZM134 162H136V161H134ZM141 162H144V161H142L141 160ZM168 162V161H167ZM174 162V161H173ZM31 163V162H30ZM49 163V162H48ZM72 163V162H71ZM70 163V164H71ZM91 163H93L92 161H91ZM103 163V162H102ZM101 163V164H102ZM112 163H113V161H112ZM118 163V162H117ZM122 163V162H121ZM125 163V162H124ZM123 163V164H124ZM154 163H156V162H154ZM154 163H153V165H154ZM159 163V162H158ZM161 163V162H160ZM192 163V162H191ZM1 164V163H0ZM45 164H47V163H45ZM51 164L52 163H50L49 165L51 166ZM60 164V163H59ZM63 164H64V162H63ZM63 164L60 166V167H63ZM66 164H68V163H66ZM76 164V163H75ZM83 164V163H82ZM109 164H111V163H109ZM146 164H147V162H146ZM165 163L163 162V166H165L164 165ZM169 164H171V163H169ZM183 164V163H182ZM198 164V163H197ZM4 165V164H3ZM34 165V164H33ZM36 165V164H35ZM40 165V164H39ZM90 165V164H89ZM106 165V164H105ZM104 165V166H105ZM112 165V164H111ZM117 165V164H116ZM121 165V164H120ZM125 165V164H124ZM127 165V164H126ZM131 165H133V164H131ZM136 165H138V164H136ZM135 165V166H136ZM140 165H141V163H140ZM148 165V164H147ZM152 165V166H153ZM157 165V164H156ZM6 166V165H5ZM12 166V165H11ZM11 166H10V168H11ZM49 166V167H50ZM55 166V165H54ZM65 166V165H64ZM107 166V165H106ZM130 166V165H129ZM139 166V165H138ZM141 166H144V165H141ZM141 166H139V167H141ZM149 166V165H148ZM160 167H161V165H159ZM171 166V165H170ZM2 167V166H1ZM8 167H9V165H8ZM14 167H16V166H14ZM21 167V166H20ZM46 167V166H45ZM58 167V166H57ZM66 167V166H65ZM91 167V166H90ZM113 167L114 166H112V169H113ZM120 167V166H119ZM150 167H151V165H150ZM171 167H173V166H171ZM189 167V166H188ZM4 168V167H3ZM51 168V167H50ZM53 168V167H52ZM69 168V167H68ZM86 168V167H85ZM93 168V167H92ZM99 168L100 167H98V170H99ZM121 168H123V167H121ZM128 168V167H127ZM127 168H125L126 170H128ZM131 168V167H130ZM146 166L143 168V169H145V171H146ZM180 168V167H179ZM184 168V167H183ZM21 169V168H20ZM29 169V168H28ZM37 169V168H36ZM48 169V168H47ZM55 169H56V167H55ZM72 169V168H71ZM75 169V168H74ZM90 169V168H89ZM88 169V170H89ZM107 169V168H106ZM139 169L140 168H138V171H139ZM184 169H186V168H184ZM46 170V169H45ZM50 170V169H49ZM59 170V169H58ZM92 170V169H91ZM111 170V169H110ZM132 170V169H131ZM175 170V169H174ZM21 171V170H20ZM30 171H31V169H30ZM37 171H39L38 169H37ZM44 171V170H43ZM64 171V170H63ZM108 171V170H107ZM115 171H117V170H115ZM133 171V170H132ZM147 171H148V169H147ZM168 171L169 170H166L165 168L164 169H162V168H156L155 167V169H153L152 170V172H151V174L152 175H150V179H151V181L152 180H156V179H161V180H163L164 179V181H165V179L167 178V177H170L169 176V174H168ZM172 171V170H171ZM177 171V170H176ZM176 171H174V172H176ZM184 171V170H183ZM17 172V171H16ZM16 172H14V173H16ZM45 172V171H44ZM76 172V171H75ZM81 172H83V171H81ZM104 172V171H103ZM109 172V171H108ZM111 172H112V170H111ZM120 172V171H119ZM123 172V171H122ZM124 172H126V171H124ZM136 172V171H135ZM141 172V171H140ZM149 172H150V170H149ZM148 172V173H149ZM187 172V171H186ZM1 173H2V171H1ZM0 173V174H1ZM32 173V172H31ZM41 173V172H40ZM55 171L53 172H51V174H50V176H52V178H53V176L55 175ZM62 173V172H61ZM61 173H60V176H61ZM79 173V172H78ZM77 173V174H78ZM116 173V172H115ZM170 173V172H169ZM185 173V172H184ZM184 173H182V174H184ZM191 173V172H190ZM214 173H216L217 175H216V178L213 180V181H210V179H209V177L210 176H212ZM12 174V173H11ZM21 174V173H20ZM34 174V173H33ZM38 174V173H37ZM44 174L45 173H43V176H44ZM49 174V173H48ZM58 174V173H57ZM64 175H65V173H63ZM73 174V173H72ZM96 174L97 173H95V175H94V177L96 176ZM119 174V173H118ZM121 174V173H120ZM127 174V173H126ZM131 174V173H130ZM133 174V173H132ZM140 174V173H139ZM150 174V173H149ZM168 174V175H167ZM175 174V173H174ZM177 174H179V173H177ZM16 175V174H15ZM101 175V174H100ZM99 175V176H100ZM106 175H108V174H106ZM114 175V174H113ZM115 175H117V174H115ZM121 175H124V174H121ZM129 175V174H128ZM135 175V174H134ZM138 174H136V176L135 177H138L137 176ZM171 175V174H170ZM32 176V175H31ZM37 176V175H36ZM109 177H110V175H108ZM111 176H112V174H111ZM119 176V175H118ZM127 176V175H126ZM144 176V175H143ZM186 176V175H185ZM215 176V175H214ZM16 177V176H15ZM18 177V176H17ZM20 177V176H19ZM24 177V176H23ZM46 177V176H45ZM76 177V175H74V179H76L75 178ZM82 177V176H81ZM80 177V178H81ZM93 177V178H94ZM104 177H106V176H104ZM114 177V176H113ZM129 177V176H128ZM128 177L126 178L125 176H121L120 177V179L117 181V183H118V185H117V190L116 191H118V190H124L125 191V189H129V187L131 186V184L132 185H135L136 187L135 188H137V186H139L140 184V182H138V179H136V180H133V181H137L136 183L135 182H130V180L128 179ZM130 177H131V175H130ZM146 177V176H145ZM13 178V177H12ZM37 178V177H36ZM47 178V180H48V178L49 177H46ZM63 179H64V177H62ZM66 178V177H65ZM83 178V177H82ZM97 178V177H96ZM100 178V177H99ZM108 178V177H107ZM148 178V177H147ZM171 178V177H170ZM40 179H42V178H40ZM56 179H58V178H56ZM61 179V178H60ZM70 179H71V177H70ZM86 179V178H85ZM104 179V178H103ZM112 179V178H111ZM111 179H110V181H111ZM116 179V178H115ZM177 179V178H176ZM211 179H212V177H211ZM20 180V179H19ZM19 180H17V181H19ZM35 180V179H34ZM33 180V181H34ZM79 180V179H78ZM101 180V179H100ZM141 180V179H140ZM145 181H146V178L144 179ZM158 180V181H159ZM172 180V179H171ZM188 180H190L189 178H188ZM8 181V180H7ZM50 181V180H49ZM60 181V180H59ZM58 181V182H59ZM68 181H69V179H68ZM76 181V180H75ZM91 181V180H90ZM107 181H108V179H107ZM145 181H144V183H145ZM151 181H150V183H151ZM177 181H178V179H177ZM184 181V180H183ZM21 182V181H20ZM35 182V181H34ZM38 182H39V180H38ZM78 182V181H77ZM77 182H76V184H77ZM84 182V181H83ZM99 182V181H98ZM105 182V181H104ZM109 182V181H108ZM111 182H113V179H112V181ZM110 182V183H111ZM146 182H148V181H146ZM185 182V181H184ZM262 182H263V180H262ZM13 183V182H12ZM15 183H16V181H15ZM47 183V182H46ZM60 183V182H59ZM67 183V182H66ZM69 183V182H68ZM81 183V182H80ZM97 183V182H96ZM142 183V182H141ZM163 183V182H162ZM168 183H169V181H168ZM180 183V182H179ZM191 183V182H190ZM261 183V182H260ZM11 184V183H10ZM26 184V183H25ZM50 184V183H49ZM86 184V183H85ZM89 184V183H88ZM103 184V183H102ZM149 184V183H148ZM160 184L161 183H158L157 182V184H155L154 185V181H153V185H152V188H150L152 191H151V193H153L151 196H153V197H155V193L156 194H158V191H159V186H160ZM164 184H165V182H164ZM172 184V183H171ZM255 184V183H254ZM263 184V183H262ZM35 185H36V183H35ZM38 185V184H37ZM45 185V184H44ZM44 185H42L43 187H44ZM79 185V184H78ZM84 185V184H83ZM91 185V184H90ZM106 185H108V184H106ZM113 185V184H112ZM142 185V184H141ZM144 185V184H143ZM150 185V184H149ZM162 185V184H161ZM168 185V184H167ZM166 185V186H167ZM259 184H257V186H258ZM19 186H21V185H19ZM26 186H28V185H26ZM31 186V185H30ZM49 186V185H48ZM53 186V185H52ZM61 186V185H60ZM64 186V185H63ZM73 186V188H75V190H71L72 192H70L71 194L69 195V197H70V202H72V204L75 206V207H77L78 205L80 206V205H83V206H88L89 205V203L86 201V199L82 196V190H81V187L80 186H77V185H75V184H73L72 185ZM145 186V185H144ZM164 186V185H163ZM170 186V185H169ZM168 186V187H169ZM183 186V185H182ZM193 186H194V184H193ZM255 186V185H254ZM260 186V185H259ZM262 186V185H261ZM264 186V185H263ZM17 187V186H16ZM55 187V186H54ZM68 187H70V186H68ZM87 187V186H86ZM85 187V188H86ZM89 187H91V186H89ZM101 187V186H100ZM134 187V186H133ZM141 187V186H140ZM173 187H175L174 185H173ZM19 188V187H18ZM40 188V187H39ZM53 188V187H52ZM62 188V187H61ZM67 188V187H66ZM109 188V187H108ZM115 188V187H114ZM132 188V187H131ZM142 188V187H141ZM141 188H139V189H141ZM166 188V187H165ZM181 188V187H180ZM2 189V188H1ZM20 189H22V188H20ZM19 189V190H20ZM41 189V188H40ZM54 189V188H53ZM57 189V188H56ZM64 189V188H63ZM89 189V188H88ZM102 189V188H101ZM145 189H146V187H145ZM162 189H163V187H162ZM252 189V188H251ZM257 189V188H256ZM255 189V190H256ZM262 189H263V187H262ZM27 190V189H26ZM34 190H36V189H34ZM60 190V189H59ZM62 190V189H61ZM68 190V189H67ZM84 190V189H83ZM106 190H107V188H106ZM134 190V189H133ZM138 190V189H137ZM147 190V189H146ZM168 190V189H167ZM185 190V189H184ZM187 190H189V189H187ZM254 190V189H253ZM18 191V190H17ZM25 191V189L22 191V193ZM44 191H46V188H45V190ZM48 191V190H47ZM88 191H90V190H88ZM108 191V190H107ZM106 191V192H107ZM110 191V190H109ZM112 191V190H111ZM115 191V190H114ZM115 191V192H116ZM139 191V190H138ZM143 191V190H142ZM160 191H162V190H160ZM181 192H182V190H180ZM180 191H178V190H175V191H173V192H171L172 194H174V196H178L177 194H179L178 192H180ZM3 192V191H2ZM6 192V191H5ZM8 192V191H7ZM50 192V191H49ZM53 192V191H52ZM55 192V191H54ZM96 192V191H95ZM99 192H100V190H99ZM123 192V191H122ZM127 192V191H126ZM144 192V191H143ZM164 192H166V191H164ZM36 193H37V190H36ZM44 193V192H43ZM51 193V192H50ZM63 193V192H62ZM102 193V192H101ZM125 193V192H124ZM128 193V192H127ZM135 193V192H134ZM136 193H137V191H136ZM135 193V194H136ZM188 193V192H187ZM198 193V192H197ZM3 194H4V192H3ZM24 194V193H23ZM23 194H21V195H23ZM26 194V193H25ZM40 194V193H39ZM57 194V193H56ZM60 194V193H59ZM58 194V195H59ZM89 194V193H88ZM94 194V193H93ZM103 194V193H102ZM107 193H105V195H106ZM122 194V193H121ZM135 194H131V196L132 195H135ZM166 194V193H165ZM17 195H20V194H17ZM48 195V194H47ZM67 195V194H66ZM84 195V194H83ZM96 195H98V194H96ZM117 195V194H116ZM125 195V194H124ZM144 195V194H143ZM146 195V194H145ZM160 195H162V194H160ZM170 195V194H169ZM184 195V194H183ZM15 196V195H14ZM43 196V195H42ZM46 196V195H45ZM56 196V195H55ZM95 196V195H94ZM121 196H123V195H120V197ZM128 196V195H127ZM147 196V195H146ZM158 196V195H157ZM165 196H167V194L165 195ZM165 196H162V197H165ZM173 196V197H174ZM185 196V195H184ZM260 196V197H259ZM2 197V196H1ZM9 197V196H8ZM16 197V196H15ZM23 197V196H22ZM52 197V196H51ZM50 197V198H51ZM65 197V196H64ZM67 197V196H66ZM116 197L117 196H109V197H107L105 200H104V209H103V219H102V221H100L101 222V227L99 226V230L96 232V233H94V232H91V233H89V235H87L88 237V246H87V250H86V254H83L84 256L83 257H80V258H76V259H74L72 262V264H98V262L101 260V259H103L105 256H106V254L108 253V248L110 247H108L107 245L109 244V245H111L110 243H112V242H114L115 243V241H116V239H117V237H118V235H117V237L116 236H114L113 235V229L118 225V223L122 220L123 221V219H126L127 220V216H125V214H126V211H124L122 208L121 209H118V208H116ZM119 197V196H118ZM133 197V196H132ZM136 197V196H135ZM133 198L134 200L136 199V198ZM139 197V196H138ZM137 197V198H138ZM142 197V196H141ZM149 197V196H148ZM190 197H192V196H190ZM12 198H13V196H12ZM40 198V197H39ZM49 198V197H48ZM48 198H47V200H48ZM49 198V199H50ZM61 198H62V196H57V197H52V199H51V201H50V203H51V206H53L54 207V210L56 211V212H58L60 215H62V217L63 216H67V213H68V210H69V203L68 204H66L65 202H63L62 200H61ZM91 198V197H90ZM97 198H99V196L97 197ZM128 198H130V197H128ZM144 198V197H143ZM152 198V197H151ZM179 198V197H178ZM184 198V197H183ZM45 199V198H44ZM89 199V198H88ZM100 199V198H99ZM122 199V198H121ZM126 199V198H125ZM146 199V198H145ZM154 199V198H153ZM164 199V198H163ZM170 199V198H169ZM187 199H188V197H187ZM186 199V200H187ZM192 199V198H191ZM7 200H9V199H7ZM21 200V199H20ZM65 200V199H64ZM91 200H92V198H91ZM90 200V201H91ZM100 200H102V199H100ZM120 200V199H119ZM123 200H124V198H123ZM126 200H128V201H130V199H126ZM137 200V199H136ZM150 200V199H149ZM156 200V199H155ZM155 200H153V201H151L150 200V203L151 202H154ZM157 200H158V197H157ZM160 200V199H159ZM185 200V202L186 203H188L187 201ZM38 201H41V200H38ZM37 201V202H38ZM98 201V200H97ZM146 201V200H145ZM163 201V200H162ZM165 201H166V198H165ZM164 201V202H165ZM198 201V200H197ZM196 201V202H197ZM205 201H208V202H205ZM19 202V201H18ZM21 202V201H20ZM47 202V201H46ZM49 202V201H48ZM101 202V201H100ZM126 202V201H125ZM124 202V203H125ZM134 202V201H133ZM160 202V201H159ZM159 202H157L158 204H159ZM175 202V201H174ZM264 202V201H263ZM7 203V202H6ZM11 203V202H10ZM15 203V202H14ZM39 203V202H38ZM91 203V202H90ZM102 203V204H103ZM130 203V202H129ZM132 203V202H131ZM136 203V202H135ZM139 203V202H138ZM148 203H149V201H148ZM21 204V203H20ZM19 203H18V205H20ZM40 204V203H39ZM94 204V203H93ZM120 204H123V203H120ZM164 204H166V202L164 203ZM168 204V203H167ZM172 204V203H171ZM244 204H245V202H244ZM50 205V204H49ZM71 205V204H70ZM99 205V204H98ZM126 205V204H125ZM124 204H123V206H125ZM130 205V204H129ZM129 205H128V207H129ZM139 205V204H138ZM148 205V204H147ZM151 205V204H150ZM154 205V204H153ZM186 205V204H185ZM250 205H252V203H250ZM254 205V204H253ZM46 206H47V204H46ZM72 206V205H71ZM73 206V207H74ZM94 206H96V205H94ZM127 206V205H126ZM135 206V205H134ZM155 206V205H154ZM184 206V205H183ZM2 207V206H1ZM5 208H6V206H4ZM33 207V206H32ZM48 207V206H47ZM80 207H82V206H80ZM122 207V206H121ZM132 207H133V205H132ZM131 207V208H132ZM141 207V206H140ZM142 207H143V205H142ZM150 207H152V206H150ZM171 207V206H170ZM172 207H174V206H172ZM186 207H187V205H186ZM185 207V208H186ZM243 207H244V205H243ZM249 207V206H248ZM260 209L258 208V207H256L255 205L254 206H252V207H250V209L248 210V213H247V215L246 216H248V220H250V221H252L253 219H254V217H255V214H257V211L258 210H260V212L262 211L263 212V205H260ZM14 208H15V206H14ZM85 208V207H84ZM95 208V207H94ZM93 208V209H94ZM103 208V207H102ZM134 208V207H133ZM132 208V209H133ZM137 208H139V207H137ZM163 208V207H162ZM217 210H216V209ZM17 209V208H16ZM31 209V208H30ZM40 209V208H39ZM53 209V208H52ZM71 209V208H70ZM83 209V208H82ZM135 209V208H134ZM158 209V208H157ZM157 209H155L156 211H157ZM180 209V208H179ZM208 209H215L216 211L211 215L210 214V211L208 210ZM246 209V208H245ZM11 210V209H10ZM25 209H23V210H21V211H24ZM51 210V209H50ZM73 210V209H72ZM71 210V211H72ZM88 210V209H87ZM99 211H100V209H98ZM151 210V212L153 211L152 209H150ZM164 210V209H163ZM166 210V209H165ZM19 211V210H18ZM28 211V210H27ZM46 211V210H45ZM70 211V210H69ZM74 211V210H73ZM72 211V212H73ZM78 211V210H77ZM132 211V210H131ZM139 211V210H138ZM144 211H147V209L146 210H144ZM161 211V210H160ZM168 211V210H167ZM174 211V210H173ZM7 212V211H6ZM10 212V211H9ZM16 212H17V210H16ZM75 212V211H74ZM88 212V211H87ZM92 212V211H91ZM91 212L89 213V214H91ZM94 212V211H93ZM137 212V211H136ZM154 212V211H153ZM15 213V212H14ZM35 213V212H34ZM44 213V212H43ZM78 214H79V212H77ZM81 213V212H80ZM98 213V212H97ZM100 213V212H99ZM160 213V212H159ZM166 213V212H165ZM164 213V214H165ZM240 213V212H239ZM10 214V213H9ZM53 214V213H52ZM72 214V213H71ZM95 214V213H94ZM130 214H131V212H130ZM150 214V213H149ZM152 214V213H151ZM154 214V213H153ZM167 214V213H166ZM23 215V214H22ZM43 215V214H42ZM48 215H50L49 213H48ZM56 215V214H55ZM77 215V214H76ZM81 215H83V214H81ZM80 215V216H81ZM92 215H93V213H92ZM132 215V214H131ZM135 215V214H134ZM184 215V214H183ZM18 216V215H17ZM37 216V215H36ZM51 216V215H50ZM70 216V215H69ZM138 216V215H137ZM140 216H142V215H140ZM149 216V215H148ZM153 216V215H152ZM157 216V215H156ZM13 217V216H12ZM11 217V218H12ZM26 217V216H25ZM48 217V216H47ZM55 217V216H54ZM59 216H57V218H58ZM77 217V216H76ZM99 217V216H98ZM134 217V216H133ZM139 217V216H138ZM151 217V216H150ZM160 217V216H159ZM165 218L167 217V216H164ZM184 217V216H183ZM225 217H224V219H225ZM257 217V216H256ZM1 218H2V216H1ZM53 218V217H52ZM71 218V217H70ZM147 218V217H146ZM149 218V217H148ZM161 218V217H160ZM186 218V217H185ZM18 219V218H17ZM22 219H24V218H22ZM21 219V220H22ZM26 219H27V217H26ZM37 219V218H36ZM46 219V218H45ZM49 219H51V218H49ZM59 219V218H58ZM68 219V218H67ZM72 219H75V218H72ZM77 219V218H76ZM85 219V218H84ZM87 219H88V217H87ZM86 219V220H87ZM132 218H130V220H131ZM144 219V218H143ZM151 219V218H150ZM153 219V218H152ZM151 219V220H152ZM173 219V218H172ZM1 220V219H0ZM61 220V219H60ZM65 220H66V218H65ZM70 220V219H69ZM90 220V219H89ZM159 220V219H158ZM244 220V219H243ZM247 220V219H246ZM245 220V221H246ZM1 221H4V220H1ZM45 220H43V222H44ZM49 221V220H48ZM55 221V220H54ZM72 221V220H71ZM79 221V220H78ZM145 221V220H144ZM153 221V220H152ZM151 221V222H152ZM156 221V220H155ZM162 221V220H161ZM165 221V220H164ZM199 221H201V222H199ZM7 222V221H6ZM19 222V221H18ZM61 222V221H60ZM67 222V221H66ZM70 222V221H69ZM74 222V221H73ZM71 223V225L70 226H66L65 224L64 225H59V224H57V225H55V238L53 239V238H50L51 240H49V244H50V246L51 247H53V250L54 249H56V252H55V256H54V259H55V261H57V264H60L65 258L67 259V254H68V252H69V250H70V248H71V245H70V241H69V237H71L73 234H74V231H76V230H74L73 228H74V224H75V222L74 223ZM85 223H88L89 221H84ZM90 222H92V221H90ZM130 222V221H129ZM136 222V221H135ZM171 222V221H170ZM182 222V221H181ZM242 222V221H241ZM255 222V221H254ZM28 223V222H27ZM78 223V222H77ZM122 223V222H121ZM163 223V225H164V222H162ZM167 223H168V221H167ZM204 223V224H203ZM220 223H222V222H220ZM8 224V223H7ZM6 224V225H7ZM12 224V223H11ZM22 224V223H21ZM25 224V223H24ZM48 224H49V222H48ZM70 224V223H69ZM84 224V223H83ZM125 224V223H124ZM127 224V223H126ZM135 224V223H134ZM153 224H154V222H153ZM166 224V223H165ZM180 224V223H179ZM178 224V225H179ZM192 224V223H191ZM241 224V223H240ZM244 224V223H243ZM254 224V223H253ZM1 225V224H0ZM18 225V224H17ZM26 225V224H25ZM38 225V224H37ZM89 225H91V224H89ZM123 225V224H122ZM143 225L145 226V224L143 223ZM161 225V224H160ZM162 225V226H163ZM176 225V224H175ZM183 225H186V224H183ZM182 225V226H183ZM220 225V224H219ZM222 225V224H221ZM248 225V224H247ZM255 225V224H254ZM2 226V225H1ZM4 226V225H3ZM8 226H9V224H8ZM19 226V225H18ZM47 227H48V225H46ZM85 227H86V225H84ZM93 226V225H92ZM119 226H120V224H119ZM136 226V225H135ZM155 226V225H154ZM172 226V225H171ZM177 226V225H176ZM193 226V225H192ZM237 226V225H236ZM241 226V225H240ZM250 226V225H249ZM257 226V225H256ZM262 230H263V232H264V223L262 224ZM15 227H16V225H15ZM40 227V226H39ZM51 227V226H50ZM118 227V226H117ZM122 227H124V225L122 226ZM121 227V228H122ZM134 227V226H133ZM132 227V228H133ZM139 227V226H138ZM190 227V226H189ZM258 227V226H257ZM76 228H78V227H76ZM132 228H131V230H132ZM160 228V227H159ZM173 228V227H172ZM223 228V227H222ZM12 229V228H11ZM16 229V228H15ZM26 229V228H25ZM79 229V228H78ZM81 230H82V228H80ZM80 229H79V231L78 232H80ZM119 229V228H118ZM180 229V228H179ZM188 229V228H187ZM191 229V228H190ZM193 229V228H192ZM219 229V228H218ZM226 229V228H225ZM244 229V228H243ZM257 229V228H256ZM261 229V228H260ZM124 230H125V228H124ZM128 230V229H127ZM156 230V229H155ZM173 230V229H172ZM242 230V229H241ZM19 231V230H18ZM20 231H23V230H20ZM18 232V233H21V232ZM49 231V230H48ZM53 231V230H52ZM153 231V230H152ZM189 231V230H188ZM187 231V232H188ZM193 231V230H192ZM207 231V230H206ZM1 232H3L2 230H1ZM42 232V231H41ZM46 232H47V230H46ZM45 232V233H46ZM85 232V231H84ZM120 232V231H119ZM126 232V231H125ZM128 232V231H127ZM137 232H139V231H137ZM177 232V231H176ZM208 232V231H207ZM206 232V233H207ZM259 232V231H258ZM4 233V232H3ZM2 233V234H3ZM52 233V232H51ZM121 233V232H120ZM134 233V232H133ZM203 233V232H202ZM49 234V233H48ZM118 234V233H117ZM131 234V233H130ZM166 234V233H165ZM209 234V233H208ZM216 234V233H215ZM20 235V234H19ZM18 235V236H19ZM28 235V234H27ZM27 235H26V237H27ZM32 235V234H31ZM41 235V234H40ZM81 235V234H80ZM116 235V234H115ZM125 235H127V234H125ZM156 235V234H155ZM175 235V234H174ZM206 235V234H205ZM254 235V234H253ZM262 235V234H261ZM260 235V236H261ZM6 236V235H5ZM46 236V235H45ZM121 236H122V233H121ZM145 236V235H144ZM176 236V235H175ZM174 236V237H175ZM2 237H4V236H2ZM53 237V236H52ZM123 237V236H122ZM161 237V236H160ZM197 237V236H196ZM259 237V236H258ZM35 238V237H34ZM38 238V237H37ZM43 238V237H42ZM71 238H73V237H71ZM81 238V237H80ZM125 238H126V236H125ZM131 238H132V234L131 235H127V239H125V241L127 242V245H128V243H129V241H131ZM148 238V237H147ZM162 238V237H161ZM167 238V237H166ZM202 238V237H201ZM214 238V237H213ZM245 238V237H244ZM48 239V238H47ZM138 239V238H137ZM158 239V238H157ZM195 239V238H194ZM205 239V238H204ZM208 239V238H207ZM2 240V239H1ZM0 240V241H1ZM4 240V239H3ZM2 240V241H3ZM8 240H10V239H8ZM39 240V239H38ZM72 240V239H71ZM83 240H84V238H83ZM86 240V241H87ZM119 240V239H118ZM123 240V239H122ZM140 240V239H139ZM166 240V239H165ZM200 240V239H199ZM209 240V239H208ZM242 240H243V238H242ZM257 240V239H256ZM5 241V240H4ZM19 241V240H18ZM36 241V240H35ZM42 241V240H41ZM45 241V240H44ZM48 241V240H47ZM77 241H78V238H77ZM202 241V240H201ZM201 241H200V243H201ZM206 241V240H205ZM6 242V241H5ZM8 242V241H7ZM9 242H11V241H9ZM36 242H38V241H36ZM80 242V241H79ZM123 242V241H122ZM141 242L142 241H140V244H141ZM158 242V241H157ZM246 242H248V240L246 241ZM16 243V242H15ZM21 243V242H20ZM171 243V242H170ZM203 243H204V241H203ZM243 243H245V242H243ZM7 244V243H6ZM5 244V245H6ZM12 244H13V242H12ZM11 244V245H12ZM48 244V243H47ZM73 244H74V242H73ZM80 244V243H79ZM84 244V243H83ZM118 244V243H117ZM116 244V245H117ZM149 244V243H148ZM147 244V245H148ZM250 244V243H249ZM21 245V244H20ZM44 245V244H43ZM119 245V244H118ZM130 245V244H129ZM128 245V246H129ZM142 245V244H141ZM151 245V244H150ZM171 245V244H170ZM242 245V244H241ZM240 245V246H241ZM34 246V245H33ZM49 246V245H48ZM77 246V245H76ZM83 246V245H82ZM120 246H123L122 244L120 245ZM131 246V245H130ZM135 246V245H134ZM134 246H133V248H134ZM204 246V245H203ZM245 245H242L241 247H244ZM20 247V246H19ZM25 247V246H24ZM35 247V246H34ZM117 247V246H116ZM142 247H144V246H142ZM12 248V247H11ZM73 248V247H72ZM80 248H82V247H79V249ZM123 248V247H122ZM135 248H136V246H135ZM148 248V247H147ZM189 248V247H188ZM223 248V247H222ZM0 249H1V247H0ZM5 249V248H4ZM19 249V248H18ZM35 249V248H34ZM37 249V248H36ZM46 249V248H45ZM52 249V248H51ZM78 249V248H77ZM76 249V250H77ZM110 249V248H109ZM114 249V248H113ZM116 249H118V248H116ZM144 249V248H143ZM153 249H154V246H153ZM187 249V248H186ZM206 249V248H205ZM214 248H213V246H208V248H207V253L204 255V257H207V258H213L214 256H215V252L217 251H215L214 253H213V251L215 250H213ZM247 249V248H246ZM38 250V249H37ZM50 250V249H49ZM83 250V249H82ZM121 250V249H120ZM124 250V249H123ZM125 250H127V248L125 249ZM130 250V249H129ZM146 250V249H145ZM241 249L240 248H231V249H229L228 250V256H229V258L230 259H232V260H235V259H237V256H238V253H239V251H240ZM4 251V250H3ZM6 251V250H5ZM17 251V250H16ZM35 251V250H34ZM45 251V250H44ZM72 251H73V249H72ZM110 251V250H109ZM119 251V250H118ZM136 250H134V252H135ZM198 251V250H197ZM244 251V250H243ZM9 252H10V250H9ZM52 252V251H51ZM117 252V251H116ZM131 252V251H130ZM150 252V251H149ZM148 252V253H149ZM226 252V251H225ZM248 252V251H247ZM246 252V253H247ZM7 253V252H6ZM6 253H5V255H6ZM12 253V252H11ZM40 253V252H39ZM39 253H37V254H39ZM43 253V252H42ZM70 253V252H69ZM77 253V252H76ZM83 253V252H82ZM118 253V252H117ZM188 253V252H187ZM12 254H14V253H12ZM17 254V253H16ZM71 254H74V255H76L75 253H71ZM109 254V253H108ZM110 254H111V252H110ZM119 254V253H118ZM141 254V253H140ZM151 254V253H150ZM204 254V253H203ZM24 255V254H23ZM40 255V254H39ZM113 255V254H112ZM145 255V254H144ZM152 255V254H151ZM157 255V254H156ZM114 256V255H113ZM158 256V255H157ZM53 257V256H52ZM70 257V256H69ZM76 257V256H75ZM122 257H124V256H122ZM126 257V256H125ZM124 257V258H125ZM134 257V256H133ZM201 258H202V256H200ZM199 257V258H200ZM223 257V256H222ZM8 258V257H7ZM32 258V257H31ZM44 258H46V257H44ZM51 258V257H50ZM113 258V257H112ZM119 258V257H118ZM121 258V257H120ZM145 258H147V257H145ZM150 258V257H149ZM152 258V257H151ZM227 258V257H226ZM228 258V259H229ZM20 259V258H19ZM24 259V258H23ZM49 258L47 257V260H48ZM107 259V258H106ZM122 259V258H121ZM120 259V260H121ZM127 259V258H126ZM2 260V259H1ZM7 260V259H6ZM12 260V259H11ZM70 260V259H69ZM109 260V259H108ZM111 260V259H110ZM116 260H117V256H116ZM119 260V259H118ZM217 260H218V258H217ZM249 260V259H248ZM14 261V260H13ZM16 261V260H15ZM14 261V262H15ZM54 261V260H53ZM54 261V262H55ZM131 261V260H130ZM134 261V260H133ZM139 261V260H138ZM147 261V260H146ZM5 262V261H4ZM30 262V261H29ZM47 262V261H46ZM104 262V261H103ZM132 262V261H131ZM145 262V261H144ZM218 262V261H217ZM45 263V262H44ZM69 263H71V262H69ZM120 264H126L127 263V261L124 259L123 261H120L119 262ZM137 263V262H136ZM226 263V262H225ZM233 263H235L234 261H233ZM0 264H4L3 262H1L0 261ZM16 264H25V262L23 261V260H21L20 259V261H18ZM48 264V263H47ZM55 264V263H54ZM132 264H134V262H132ZM231 264V263H230ZM235 264H242L241 262H239V261H237ZM243 264H244V262H243Z\"/></svg>",
  "mask_w": 264,
  "mask_h": 264
}]
</instances>
